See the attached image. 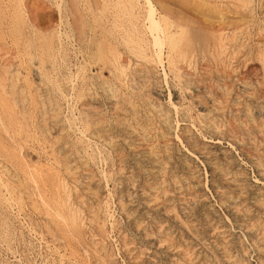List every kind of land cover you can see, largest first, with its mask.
Listing matches in <instances>:
<instances>
[{"label": "rangeland", "instance_id": "374dc122", "mask_svg": "<svg viewBox=\"0 0 264 264\" xmlns=\"http://www.w3.org/2000/svg\"><path fill=\"white\" fill-rule=\"evenodd\" d=\"M36 1V6L35 8H33L34 12L31 14L33 19H35V21H38L39 19H41L40 21L42 22L41 24L44 23V25H37L38 29H42L39 30L42 33V36L44 35L45 37L51 36L53 35V33L55 32L56 29V25L57 24V19H58V13L55 10L52 11L51 13V17H47L48 13H50V11L52 10V8H49V3L46 1L44 3ZM68 1V2H66ZM84 1L85 5H88L91 3V5H93V0H82ZM88 3H87V2ZM163 3L162 4H167L170 10L169 13V19L171 22H169L170 24L167 25V28H169V30L172 31H176L177 30V26L176 23H183V24H187V25H191L193 23V27L195 26V30H196V34L198 35V37L200 36V34H203L202 32L207 31V29L205 28V30L202 29L204 23L202 22H208L207 20H205L201 14H199L197 11H195L194 9L192 10L190 7L187 6V3L185 0H161ZM39 2L44 5L46 8L42 11L41 5L39 4ZM65 3H69L70 0H64ZM168 2V3H167ZM173 3V4H172ZM263 7H264V0L261 1ZM260 3V4H261ZM39 4V5H38ZM260 4H259V10H261L263 7L260 8ZM5 5V6H4ZM178 5V6H177ZM2 6V7H1ZM172 6V7H171ZM40 7V8H39ZM179 7L181 9H179ZM184 7V11L183 10ZM258 7V6H257ZM38 8V10L36 9ZM174 8V9H173ZM186 8V9H185ZM3 9V10H2ZM54 9V8H53ZM190 9V10H189ZM9 10V11H8ZM41 10V11H39ZM179 10V11H178ZM10 11L11 8L9 7V0H0V48H5V49H0V67H2L0 69V94L2 95H6L7 97H11L13 98L14 95L16 96V100H18V102L15 104H10V107L5 106L3 104H1L2 102H0V113L3 117V119L5 121H8V114L9 111L11 110L14 111L15 114V118L16 121L15 123H13V126L11 123H8L11 125V130H13V134L16 138L17 141H19L22 146H23V150L24 147L25 150L23 151V158L26 160H24L25 165L27 166L28 169H34V168H40L42 170L45 169V171L43 172L45 174L46 170L48 171L49 168L51 170V167L54 169H59L58 166H56V164L54 163L52 164H48L52 161V159L54 158V155L51 154V152L48 151V153L46 151H44V149H42V144L43 141L40 139L41 137L39 136V127L43 128L45 127L44 125H49L48 121L50 120V114H52V104L53 103H57L58 107H59V116L61 118V120L64 122V125H67L68 127H65L66 130L60 132L59 134H57V132H54L56 130L50 128L51 134L47 135V139L45 141H47V143H52L54 141V137L57 136V142L61 144V140L63 137V142L62 144H64L65 146V150H64V154L70 160H73L69 163L68 165L70 166L69 169L71 171V173L67 174L65 173L63 170H60V173L63 175L64 177V187L65 189L69 192V194L67 195L68 198L70 199V202L72 203V205H74L77 209L76 214L78 215L77 217V221L74 223V226H70L67 228L66 227H62L61 224L59 222H57L56 220H54V218L52 217V215L54 214L55 208H56V204L54 203L53 199L54 197H57L55 194H58L60 191L61 193L62 190H59L56 186L53 187L50 183L47 184L45 183L44 187L45 188H39V187H34V188H38V190H35L36 192V200H38V203L41 205V208L43 210L44 207H50V211H53V214L51 212V214L49 216H47L45 213L43 212H39L38 210H36L35 208L32 207L31 203L29 202L28 199L23 198L21 200V198H17L16 199V203L17 205L21 208L20 210H17L19 207L17 205H13V211L14 214L12 213H4V209L0 208V217L3 215H8V214H12V216L8 215V222L10 223L9 225V229L5 231V233H3V236H0V241L2 242V244L0 243V264H7V262L9 264H74V262H76L75 264H187V259L190 257L191 261L194 262V264H264V78H262L263 75L261 72V67L259 65L258 62L256 61H252L250 59L246 60V62H244L243 60V56H240L238 50H239V46L235 44V47L233 46L232 42H228L227 44V48L226 50H228V53H235V55H237V57L233 58L232 60H230L227 63L224 64H220L221 67L219 66V70H221L220 74L215 77V79L212 80H203V81H198L196 78V74L200 73V71H202V68H206L208 67V64H213L216 62L215 59H213L212 57V52H215L216 47H213L214 45L211 43L209 44L207 40H201L202 35L199 37L200 40L199 43L196 40L194 47L196 48V51L192 52V55L189 54V56L187 57L188 60L186 62H184V68H185V72H188V74L193 75L194 81L192 83L189 84H180L179 82H175L176 80L174 79L173 75L167 70L166 71L169 75H167L166 78L162 77L163 75V70H159L157 73V77H153L151 78L150 81V85L147 88L148 90V94L150 96V98L152 99V101L155 103V105L157 104V106H160L161 109L164 112H167V117L165 119V123H167L166 126H168L167 128L164 127V125L161 124L160 118H158L157 116L155 118H153V116L157 115L155 114L156 112L152 111L150 109L149 114L152 116V120L155 121L153 122L152 120H150L149 125L147 126L148 129L151 131L150 134H152L153 136V140L151 145H144L141 144L142 142H140L137 138H135V136H132V134L130 132H126L125 130L122 129V127L119 125L118 123V119L117 121L114 120V116L109 117L110 121L106 123L101 122L100 120L97 121V126L99 127V125H103L100 129L102 131H100V133H102V137L105 138V141H102L98 145H94V143L92 144V146L90 147L92 150H96L97 151V158L95 159V161L93 162L91 159L87 160V155L83 154L81 152H79L78 150H81V147L85 146V144L82 141H79L78 138L73 134L74 133V128L75 125H73V119H75V122L79 125V119L80 122L85 123V122H92L94 119V116L92 114V112L90 113L91 109H89V104L87 102V100H90V102L94 101L91 103L92 106H98V111H100V115L103 116L104 113L108 112V110H106V108H104L101 104V96L99 94H102L103 91L101 89H96L97 91V95L95 99H91L90 95L88 94H84L80 97H77V92H76V87H77V83L78 80L76 79L75 82H73V78L71 77V72L74 71V62H75V58L73 55V51H71L70 47L68 44H64L65 47V61L63 62V65L60 63V65L57 63L59 62V60H57L56 63L51 62V58L49 56H51V54H53V50H49L46 49L45 52L47 53H40L38 50H34L33 46H28L27 44V27H25V25L27 24L26 22H28L26 20L22 21L21 19H19L16 24H13L12 21V17L10 16ZM105 11V10H104ZM174 11V12H173ZM36 14L38 15H35ZM47 15L44 16L42 14H46ZM56 12V13H55ZM87 12V10H86ZM183 12V14H181ZM6 13V14H5ZM41 13V14H39ZM83 13H85V11H83ZM98 13V12H97ZM178 13V14H177ZM189 13V14H188ZM99 14H101L99 12ZM8 15V16H7ZM44 16V17H38V16ZM88 15H92L91 12H88ZM172 15V17H171ZM181 15V16H180ZM183 15V16H182ZM194 15V16H193ZM228 16L233 15L231 13H227ZM3 16V17H2ZM34 16V17H33ZM87 16V15H85ZM176 16V17H175ZM5 17V18H4ZM38 19H37V18ZM47 17V18H46ZM57 17V19H56ZM174 17V18H173ZM181 17V18H180ZM191 17V18H188ZM196 17V18H195ZM7 18V19H6ZM44 18V19H43ZM52 18V19H51ZM176 18L178 21H176ZM179 18V19H178ZM185 18V19H184ZM54 19V20H53ZM193 19H196L195 22ZM202 19V20H200ZM204 19V20H203ZM264 19V17H263ZM45 20V21H44ZM56 20V21H55ZM183 20V21H181ZM199 20V21H198ZM215 20V21H213ZM221 19L215 18L213 17L212 21L213 23H219ZM6 21V22H5ZM9 21V22H8ZM44 21V22H43ZM185 21V22H184ZM193 21V22H191ZM202 21V22H201ZM5 22V23H4ZM49 22V23H48ZM51 22V23H50ZM55 22V23H54ZM196 22H199L196 24ZM4 25H2V24ZM8 24V25H7ZM10 24V25H9ZM46 24L48 27H46ZM51 24V25H50ZM203 24V25H202ZM198 25V26H196ZM202 25V26H201ZM8 26V27H7ZM22 26V27H21ZM43 26V27H42ZM45 26V27H44ZM55 27V28H54ZM198 27V28H197ZM2 28V29H1ZM4 28V29H3ZM8 28V29H7ZM201 28V30H200ZM3 30V31H2ZM21 30V31H20ZM22 30H24V32L22 33ZM48 30V31H47ZM58 30V29H57ZM198 31V32H197ZM200 31V33H199ZM4 32V33H3ZM227 34H231V31L226 30ZM4 34V35H3ZM25 34V35H24ZM11 35V36H10ZM4 36V37H3ZM43 36V37H44ZM6 37V38H5ZM11 37V38H10ZM20 37V38H19ZM23 37V38H22ZM17 38V39H16ZM19 38V39H18ZM22 38V39H21ZM54 42L56 43L57 41V34L54 33ZM257 38V36H255V39ZM14 39V40H12ZM254 39V40H255ZM19 40V41H18ZM22 40V42H21ZM26 41V42H25ZM244 42H248L249 44H247V46L245 47L246 49H248L249 45H250V40H243ZM15 42V43H14ZM21 43V44H20ZM231 43V44H230ZM254 43V42H253ZM252 43V44H253ZM5 44V45H4ZM9 44V45H8ZM25 44V45H23ZM51 46H54L51 42H50ZM200 44V45H198ZM203 44V45H202ZM23 45V46H22ZM206 45V46H205ZM9 46V47H8ZM13 46V47H12ZM19 46V48H18ZM27 46V47H26ZM200 46V47H199ZM232 46V47H230ZM234 47V48H233ZM237 47V48H236ZM11 50H10V49ZM26 51H24L23 50ZM67 48V49H66ZM198 48V49H197ZM200 48V49H199ZM203 48V49H202ZM215 48V49H214ZM229 48V49H228ZM236 48V49H235ZM16 49V50H15ZM21 49V50H20ZM54 50H56V47L53 48ZM63 49V48H62ZM8 53H5L7 52ZM32 50V51H31ZM34 50V51H33ZM60 51L58 52H54V55L60 56V54L62 53L61 48L59 49ZM200 50V51H199ZM203 50V51H202ZM12 51V52H11ZM14 51V52H13ZM167 51V48L166 50ZM210 51V53H209ZM212 51V52H211ZM22 52V53H20ZM36 52V53H35ZM60 52V53H59ZM198 52V53H197ZM205 52V53H204ZM5 53V54H4ZM18 53V54H16ZM34 53V54H33ZM68 53L69 57H68ZM200 53V54H199ZM237 53V54H236ZM239 53V54H238ZM39 54V55H38ZM50 54V55H49ZM59 54V55H58ZM216 54V53H214ZM18 55V56H17ZM24 55V56H23ZM33 55V56H32ZM46 55V56H45ZM63 55V53H62ZM71 55V56H70ZM5 56V57H4ZM9 58H8V57ZM24 58H23V57ZM40 56V57H39ZM221 56V55H220ZM240 56V58H239ZM2 57V58H1ZM44 57V58H43ZM204 57V58H203ZM12 58V59H11ZM224 58V57H221ZM220 58V59H221ZM239 58V59H238ZM27 61H26V60ZM29 59V60H28ZM31 59V60H30ZM34 59V60H33ZM38 59V60H37ZM47 59V60H46ZM6 60V61H5ZM9 60V61H8ZM12 60V61H11ZM18 60V61H14ZM25 60V61H24ZM49 60V61H48ZM70 60V61H69ZM207 60V62H206ZM243 60V61H242ZM8 61V62H7ZM29 61V62H28ZM190 61V62H189ZM221 62V60H219ZM242 61V63H241ZM250 61V62H249ZM7 62V64H6ZM25 62V63H24ZM51 62V63H49ZM188 62V63H187ZM194 62V63H192ZM231 62V63H230ZM234 62H236L234 64ZM253 62V63H252ZM257 64H256V63ZM15 63V64H14ZM30 63V64H29ZM47 63V65H46ZM68 64V66L66 67V65ZM72 63V65H71ZM241 66H239L238 65ZM9 64V66H8ZM14 64V66H13ZM21 66H20V65ZM35 64V65H34ZM49 64V65H48ZM53 64V65H52ZM58 64V65H57ZM66 64V65H65ZM234 64V65H233ZM253 64V65H252ZM41 66L42 71L39 72V70L36 68L37 66ZM56 65V66H55ZM198 65V66H196ZM204 65V66H203ZM257 65V66H256ZM20 66V67H19ZM63 66V68H62ZM192 66V67H191ZM238 66V67H237ZM9 67V68H8ZM18 67V68H16ZM25 67V68H24ZM33 67V68H31ZM46 67V68H44ZM250 67V68H249ZM255 67V68H254ZM4 68V69H3ZM11 68V69H10ZM60 68V69H59ZM62 68V70H61ZM189 68V69H188ZM192 68V69H191ZM194 68V69H193ZM240 68V69H239ZM246 70H245V69ZM18 69V70H16ZM27 69V70H25ZM35 69V71L33 70ZM37 69V70H36ZM60 71H58V70ZM68 69V70H67ZM254 69V70H253ZM255 69H258V72L260 73V75H257L255 72ZM7 70V71H6ZM10 70V71H9ZM21 70V71H20ZM50 70V71H49ZM56 70V71H55ZM232 70V71H231ZM236 70V71H235ZM240 72H238V71ZM253 70V71H252ZM20 73H19V72ZM28 71V72H27ZM37 71V72H36ZM47 71V72H46ZM49 71V72H48ZM55 71V72H54ZM66 71V72H64ZM198 71V72H197ZM251 71V72H250ZM23 72V73H22ZM29 73V74H25V73ZM51 72V75H50ZM57 72V73H56ZM62 72V73H61ZM70 72V73H68ZM225 72V73H224ZM237 72V73H236ZM9 73V74H8ZM15 73V74H14ZM35 73V74H34ZM41 73V74H39ZM43 73V75H42ZM67 73L66 78L63 77V74ZM236 76H235V74ZM248 73V74H247ZM251 73V75L249 76V74ZM253 73H255L253 75ZM23 74V75H22ZM37 74V75H36ZM59 74V75H58ZM238 74V75H237ZM241 74V75H240ZM39 75V76H38ZM55 75V76H54ZM225 75V76H224ZM231 75V76H230ZM234 75V76H233ZM239 75L241 77H239ZM5 76V77H4ZM12 76V77H11ZM21 79H18L20 78ZM38 76V77H37ZM58 76V77H56ZM69 76L72 78L70 80ZM104 76H107V73H104ZM160 76V77H159ZM247 76V77H245ZM252 76V77H251ZM259 76V77H258ZM24 77V78H23ZM39 78V80L37 78ZM47 77V78H46ZM49 77V78H48ZM61 77V78H59ZM170 77V78H169ZM225 77V78H224ZM246 78V80H244L243 78ZM264 77V76H263ZM2 78V79H1ZM4 78V79H3ZM10 78V79H9ZM42 78V79H41ZM55 78V79H54ZM64 78V79H63ZM157 78V79H155ZM161 78V79H160ZM169 78V79H168ZM239 78V80H238ZM249 78V79H248ZM13 82H12V80ZM19 83H18V80ZM46 79V80H45ZM51 79V80H50ZM61 79V80H60ZM165 79V80H164ZM174 79V80H172ZM231 81H228V80ZM235 79V80H234ZM259 79V80H258ZM16 80V82H15ZM60 80V81H59ZM70 80V81H69ZM156 80V81H155ZM162 80V82H161ZM167 80V81H166ZM169 80V81H168ZM237 80V81H236ZM244 80V81H243ZM250 82H249V81ZM254 80V82H253ZM2 81V82H1ZM8 81V82H7ZM24 81V83H23ZM32 81V82H31ZM55 81V82H54ZM59 81V82H58ZM62 81V83H60ZM68 81V82H67ZM158 81L160 83H158ZM171 81V82H170ZM174 81V82H173ZM214 81V82H213ZM216 81V82H215ZM239 81V82H238ZM242 81V83H241ZM258 81V83H257ZM261 81L263 84H261ZM7 82V84H6ZM28 82V83H27ZM48 84V86L46 85V83ZM67 84H66V83ZM166 82V84H165ZM211 82H213L211 84ZM218 82H220L218 84ZM260 82V84H259ZM15 83H17V88L15 87L12 91V85ZM31 83V84H30ZM34 83V85H33ZM40 83V84H39ZM45 83V84H44ZM59 84L61 86V88L63 89L64 94L67 95L64 97V99H62V97L58 94V92L55 90L54 85ZM72 83L74 85H72ZM171 83V84H170ZM232 83V85L230 84ZM247 83V84H246ZM253 83V85H252ZM24 84V85H23ZM70 84V85H69ZM152 84V85H151ZM164 84V85H163ZM173 84V85H172ZM193 84V85H192ZM238 84V85H237ZM245 84V85H244ZM253 86H251V85ZM8 85V86H6ZM19 85V86H18ZM25 86L24 92H27L26 94H24V96L26 97V101L24 104L21 105V101L20 98L21 94L20 93V88L21 86ZM28 85V86H27ZM40 86L38 87H34V86ZM62 85H64V87H62ZM69 85V86H68ZM72 85V86H71ZM81 85V84H80ZM162 85V86H161ZM225 85V86H224ZM240 85V86H239ZM249 85V86H248ZM2 86V87H1ZM32 86V87H31ZM44 86V87H43ZM66 86V89H65ZM75 86V87H73ZM168 86V87H167ZM175 86V87H174ZM180 86V87H179ZM201 88H200V87ZM205 86V87H204ZM216 89H215V87ZM220 86V88H219ZM231 86V87H230ZM233 86V88H232ZM236 86V87H235ZM239 88H238V87ZM50 87V88H49ZM170 87V88H169ZM196 87V88H195ZM199 87V88H198ZM215 89H213V88ZM223 87V88H222ZM235 87V88H234ZM31 88V89H30ZM37 88V90H36ZM44 88V89H43ZM46 88V89H45ZM48 88V89H47ZM156 88V89H155ZM164 88V89H161ZM169 90H168V89ZM177 88V89H176ZM180 88V90H179ZM181 88L183 90H181ZM195 90H194V89ZM226 90H225V89ZM261 88V89H260ZM263 88V89H262ZM18 89V91L16 92V90ZM52 89V90H50ZM186 89V90H185ZM189 89V90H188ZM213 91H212V90ZM220 89V90H218ZM237 90L236 92L234 91ZM242 89V90H241ZM250 89V90H249ZM254 91H251V90ZM257 89V90H256ZM30 90V91H28ZM55 90V91H54ZM95 89L91 90L92 92H94ZM191 90V91H190ZM200 90V91H199ZM209 90V91H208ZM223 90V91H222ZM256 90V91H255ZM49 91V92H48ZM69 91V92H68ZM72 91V92H71ZM151 93H150V92ZM166 91V92H165ZM177 91V92H176ZM180 91V92H179ZM228 91V92H227ZM242 91V92H241ZM258 91V92H257ZM262 93H261V92ZM5 92V93H4ZM8 92V93H7ZM43 94H42V93ZM57 92V93H56ZM76 92V93H75ZM158 92V93H157ZM173 92H175L173 94ZM219 92V94H218ZM231 92V93H230ZM246 92V93H245ZM254 92V93H253ZM261 94H260V93ZM36 93V94H35ZM39 93L42 95H39ZM69 93H73V95H69ZM178 93V94H177ZM230 93V94H229ZM240 93V94H239ZM249 93V94H247ZM251 93V94H250ZM19 94V95H18ZM32 94V95H31ZM50 94V95H49ZM54 94V95H51ZM58 94V95H57ZM156 94V96H155ZM188 94V95H187ZM227 94V95H226ZM229 94V95H228ZM246 94V95H245ZM254 94V96H253ZM34 95V96H33ZM57 95V96H56ZM152 95V97H151ZM182 95V96H181ZM192 95V96H191ZM195 95V96H193ZM200 95V96H199ZM202 95V96H201ZM206 95V96H205ZM234 95V96H233ZM257 95V97H256ZM261 95H263L261 97ZM31 96V97H30ZM33 96V97H32ZM37 96V97H36ZM60 100H58L56 97ZM103 96V95H102ZM163 96V97H162ZM168 96H170L168 98ZM181 96V97H180ZM246 96V97H245ZM262 98H260V97ZM48 97L52 98L51 101H48ZM83 97V98H82ZM98 97V98H97ZM161 97V98H160ZM213 97V98H212ZM215 97V98H214ZM225 97L227 99H225ZM229 97V98H228ZM235 97V99H234ZM243 97H245V99H243ZM28 98V100H27ZM32 98V99H31ZM36 98V100L38 101H34V99ZM42 98V99H41ZM76 98V99H75ZM79 98V99H78ZM88 98V99H87ZM187 98V99H186ZM206 98V99H205ZM212 98V100H210ZM255 98H257V100H255ZM31 99V100H30ZM40 99V100H39ZM44 99V101H42ZM55 99V100H54ZM68 99V100H67ZM72 99V100H71ZM82 99V100H81ZM99 99V100H98ZM161 99V100H160ZM180 99V100H179ZM203 99V100H201ZM216 99V100H215ZM229 99V101H228ZM239 99V100H238ZM67 102H66V101ZM92 100V101H91ZM170 101L173 102L174 100V104H176L177 109H172V110H168L167 108V103ZM183 100V101H182ZM193 101L192 103H190L191 101ZM195 100V101H194ZM198 100L200 102H198ZM221 100V101H220ZM231 100V102H230ZM262 100V101H261ZM32 101H34L32 103ZM58 101V102H56ZM69 101H71L69 103ZM77 101V102H76ZM83 101V102H82ZM86 101V103H85ZM178 101V104H177ZM205 101V102H203ZM229 103H227V102ZM249 103H247V102ZM46 102V103H45ZM50 102V103H49ZM60 102V103H59ZM75 106H74V104ZM166 102V103H165ZM182 102V103H179ZM186 102V103H185ZM203 102V103H202ZM222 102V103H221ZM238 104H237V103ZM240 102V103H239ZM251 102V103H250ZM253 102V103H252ZM28 103V104H27ZM40 103V104H39ZM45 103V105L43 104ZM50 105H49V104ZM77 103V104H76ZM88 106H86L85 104ZM161 103V104H160ZM189 103V105L187 104ZM197 103V104H196ZM212 103L214 106H212ZM227 103V104H226ZM243 105H242V104ZM261 103V105H259ZM60 104V106H59ZM65 104V105H64ZM71 106L73 107H70ZM163 104V105H162ZM183 104V105H181ZM203 104V106H202ZM209 105V107L207 105ZM230 104V105H229ZM233 104V105H231ZM256 106L254 107L253 105ZM18 105V106H17ZM21 105V107L23 108L22 110H26L27 111V116L26 118L21 114V112H19L18 107ZM28 105V106H27ZM30 105V106H29ZM33 105V106H31ZM67 105V106H66ZM85 105V106H82ZM166 105V106H165ZM186 105V106H184ZM197 105L200 107L201 111ZM230 108H229V106ZM237 105V106H236ZM242 105V106H241ZM38 106V107H37ZM137 106H139V104H137ZM181 106V107H180ZM206 106V107H205ZM228 106V107H227ZM239 106V107H238ZM3 107V108H2ZM21 107L19 109H21ZM31 110H29V108ZM37 107V108H35ZM40 107V109H39ZM62 107V109H61ZM67 107V109H66ZM78 107V108H76ZM87 107V108H86ZM102 107V108H101ZM142 107V106H141ZM192 107V108H191ZM234 107V109H233ZM243 107V108H241ZM252 107V108H251ZM36 110H35V109ZM76 108V109H74ZM82 108V109H81ZM104 108V109H103ZM186 108L187 111H184ZM189 108V109H188ZM228 108V109H227ZM239 108V109H238ZM262 108V109H261ZM34 111H33V110ZM41 109L43 111H41ZM47 109V110H46ZM70 109V110H69ZM81 109V111H80ZM86 111H85V110ZM89 111H88V110ZM102 109V110H101ZM198 109V110H197ZM210 109V110H209ZM226 109V111H225ZM233 109V113H231V110ZM251 109V110H248ZM260 109V110H258ZM61 110V111H60ZM63 110V112H62ZM66 112H65V111ZM73 110V111H72ZM77 110V111H76ZM168 110V111H167ZM180 110V111H178ZM210 112H209V111ZM212 110V111H211ZM240 110V111H238ZM246 112V113H244ZM6 111V112H5ZM25 111V112H26ZM30 111V112H29ZM40 111V112H39ZM71 111V112H70ZM147 111V112H148ZM176 111V112H174ZM206 111V112H205ZM208 111V112H207ZM225 111V112H224ZM258 111V112H257ZM19 112V113H18ZM29 112V113H28ZM35 112V113H34ZM48 112V113H47ZM79 112H82L81 115ZM88 112V113H87ZM103 112V113H102ZM172 112V113H171ZM186 112V113H185ZM190 112V113H189ZM197 112V113H196ZM213 112V113H212ZM215 112V114H214ZM250 112V114H249ZM253 112V113H252ZM71 113V115H70ZM78 113V114H77ZM109 115L111 114L110 112H108ZM204 115H202V114ZM49 114V115H48ZM75 116H74V115ZM154 114V115H153ZM175 114L177 116H175ZM190 114V115H189ZM197 114V115H196ZM201 114V115H200ZM213 114V115H212ZM219 114V115H218ZM231 114V115H230ZM246 114V117L245 115ZM22 115V116H21ZM35 115V117H34ZM42 115V116H41ZM64 115H68L65 119ZM77 115V116H76ZM173 118H172V116ZM221 115V117H220ZM255 117H254V116ZM262 115V116H261ZM70 116V117H69ZM74 116V117H73ZM85 116V117H84ZM92 116V117H89ZM191 116V117H190ZM229 116V117H228ZM37 117V118H36ZM48 117V120H47ZM77 117V118H76ZM81 117V118H80ZM170 117V118H169ZM189 117V118H186ZM200 117V118H199ZM211 117V118H210ZM226 117V118H225ZM231 117V118H230ZM238 119V124L237 122ZM25 120H23V119ZM105 118H107V114L105 115ZM232 120V122L229 120ZM256 121H255V119ZM85 119V120H83ZM171 119V120H170ZM202 119V121H201ZM221 119V120H220ZM224 119V120H223ZM33 120H35V124L33 123ZM45 120L47 122H45ZM68 120V121H67ZM82 120V121H81ZM90 120V121H89ZM167 120V121H166ZM175 120V121H174ZM178 120V121H177ZM188 120V121H187ZM204 120L206 121L204 124ZM234 120V121H233ZM242 120V121H241ZM250 120V121H247ZM160 121V122H159ZM170 121V122H169ZM172 121V122H171ZM183 121V122H182ZM187 121V122H186ZM193 121V123L191 124V122ZM209 121V122H208ZM215 121V122H214ZM226 121V123H225ZM261 121V122H260ZM27 122V123H26ZM29 122V123H28ZM38 122V123H37ZM69 122V125L68 123ZM117 124H116V123ZM186 122V124H185ZM190 122V123H189ZM229 122V124H228ZM236 122V123H235ZM24 123V124H23ZM45 123V124H44ZM47 123V124H46ZM71 123V124H70ZM173 123V124H172ZM182 123H184L185 125H183L182 127ZM221 123V125H220ZM248 123V124H247ZM252 123V125H251ZM30 124V128L29 125ZM112 124V125H111ZM117 126L115 128V125ZM146 124V122H145ZM158 124L160 126H158ZM176 124V125H175ZM211 124V125H210ZM235 124V125H234ZM26 125V126H25ZM32 125V126H31ZM38 125V126H36ZM89 125V124H88ZM105 125V126H104ZM206 125V127H205ZM236 125L240 126L239 128L237 127L236 129ZM251 125V126H250ZM114 128H113V127ZM177 126V127H176ZM197 126V127H195ZM199 126V127H198ZM204 126V127H203ZM223 126H227V127H223ZM235 126V127H233ZM254 126V127H253ZM24 127V129H23ZM35 127V128H34ZM71 127V128H70ZM109 127V128H108ZM120 127V128H119ZM151 127V128H150ZM158 127V128H157ZM164 127V128H163ZM172 127V128H171ZM186 127V129H185ZM215 127V128H214ZM250 127V128H249ZM73 128V130H72ZM91 129V125H89V127ZM100 128V127H99ZM156 128V129H155ZM162 128V129H161ZM174 128V130H173ZM243 128V129H242ZM245 128V129H244ZM260 128V129H259ZM30 129V130H29ZM44 129V128H43ZM68 129V130H67ZM111 129V131L109 130ZM113 129V131H112ZM115 129V130H114ZM121 129V130H120ZM161 129V130H160ZM163 129L165 131H163ZM181 129H184L183 131H181ZM193 129V132H192ZM201 129V130H199ZM209 129V130H207ZM241 131H240V130ZM262 129V130H261ZM23 130V131H22ZM27 130V131H26ZM37 130V131H36ZM71 133H70V131ZM107 130V131H106ZM117 130V131H116ZM168 130V131H167ZM170 130L172 133H170ZM186 130V131H185ZM253 130V131H252ZM262 132H261V131ZM29 131V132H28ZM31 131V132H30ZM68 133H67V132ZM110 131V132H109ZM119 131V132H118ZM199 131V132H198ZM208 131V132H207ZM237 131V132H236ZM239 131V132H238ZM244 131V133H242ZM258 131V132H256ZM37 132V133H36ZM63 132H66V136ZM115 132V133H114ZM125 132V133H124ZM180 137V140L178 139L177 135ZM202 132V133H201ZM207 132V134L205 133ZM216 132V133H215ZM224 132V133H223ZM251 132V133H250ZM30 133V134H29ZM32 133V134H31ZM56 133V134H54ZM109 133V134H108ZM114 133V134H113ZM122 133V134H119ZM127 133V134H126ZM165 133V134H164ZM209 133V134H208ZM228 133V134H227ZM262 133V134H261ZM28 134V135H27ZM70 134V135H69ZM105 134V135H104ZM112 134V135H111ZM124 134V136H123ZM173 134V135H172ZM184 134V135H183ZM190 136H189V135ZM202 134V135H201ZM214 134V135H213ZM215 134H217V137ZM224 134V135H223ZM236 134V135H235ZM257 134V135H256ZM262 136H261V135ZM30 135V136H29ZM36 135V136H35ZM53 137H51V136ZM64 135V136H63ZM72 135V136H71ZM76 137L75 139L74 136ZM109 135V136H108ZM115 135V136H114ZM121 137H120V136ZM160 135V136H159ZM168 135V136H167ZM176 135V136H175ZM198 135V136H197ZM201 135V136H199ZM205 135V136H204ZM231 137H230V136ZM235 135V136H234ZM238 135V136H237ZM244 135V136H243ZM260 135V136H259ZM27 136V137H26ZM155 136V137H154ZM185 136V137H183ZM187 136V137H186ZM223 136V137H222ZM242 136V137H241ZM30 137V139H29ZM34 137L36 138L34 140ZM49 137V138H48ZM65 137V138H64ZM71 137V138H70ZM116 137V138H115ZM124 137V138H123ZM167 137V139H165ZM169 137V138H168ZM196 137V138H195ZM217 137V138H216ZM244 137V138H243ZM257 137V138H255ZM262 137V139H261ZM53 138V139H52ZM107 138V139H106ZM123 138V139H122ZM190 138V139H188ZM222 138V139H220ZM224 138V139H223ZM236 138V139H235ZM242 138V139H241ZM33 139V140H31ZM72 139V140H71ZM120 141H119V140ZM135 139V140H134ZM172 139V140H170ZM200 140V142L203 140V142H199L197 141ZM219 139V140H217ZM228 143H227V140ZM234 139V141H233ZM240 139V140H239ZM252 139V140H251ZM29 140V141H28ZM40 140V141H38ZM51 140V141H50ZM67 140V143H66ZM71 140V141H70ZM164 140V141H163ZM168 140V141H167ZM186 140V141H185ZM188 140V141H187ZM206 140V141H205ZM214 140V141H213ZM221 140V141H220ZM226 140V141H225ZM262 140V141H261ZM31 141H34V143L32 144ZM60 141V142H59ZM65 141V142H64ZM78 141V142H77ZM129 141V142H127ZM131 141V142H130ZM197 141V143H196ZM231 141V142H229ZM247 142V144H244ZM246 141V142H245ZM254 141V142H253ZM256 141V142H255ZM30 142V144H29ZM39 142V143H38ZM70 142V143H69ZM72 142V143H71ZM127 142V143H126ZM160 142V143H159ZM187 142V143H186ZM193 142V145L192 143ZM239 142V144H238ZM80 143V145H79ZM114 143H116L114 145ZM120 143V146L119 144ZM167 143H170L167 144ZM186 143V144H185ZM213 144V145H210ZM216 143V144H215ZM219 143V144H218ZM261 143V144H260ZM24 144V145H23ZM29 144V145H27ZM36 144V145H35ZM41 144L39 147L38 145ZM70 144V145H69ZM75 144V145H74ZM177 144V145H176ZM183 144V145H182ZM198 144V145H197ZM204 146H202V145ZM223 146H222V145ZM230 144V145H229ZM231 144L233 145L231 147ZM241 144V145H240ZM73 145V147H72ZM101 145V146H100ZM105 145V146H104ZM111 145V147H110ZM122 145V147H121ZM133 145V146H132ZM139 145V146H138ZM180 145V146H179ZM215 145V146H214ZM236 145V146H235ZM238 145V146H237ZM255 145V147H254ZM259 145V146H258ZM76 146V147H75ZM103 147L100 148V147ZM115 146V147H114ZM137 146V147H134ZM153 146V147H152ZM156 146V147H155ZM213 146V147H212ZM217 146V147H216ZM221 146V147H220ZM235 146V147H234ZM30 147V148H28ZM33 147V149H32ZM68 147V148H67ZM120 147V148H119ZM127 147V148H125ZM155 147V149H154ZM169 147V148H168ZM178 147V148H176ZM192 147V148H189ZM219 147V148H218ZM224 147V148H223ZM252 147V148H251ZM67 148V149H66ZM83 148V147H82ZM107 148V149H106ZM130 148V149H129ZM132 148V149H131ZM142 148V149H141ZM157 148V149H156ZM165 148V149H164ZM172 148V149H171ZM207 148V150H206ZM226 148H228L226 150ZM236 148V149H235ZM238 148V149H237ZM259 148V150H258ZM35 149V150H34ZM42 152H41V150ZM69 149V150H68ZM73 149V150H72ZM91 149H87V150H91ZM99 149V150H98ZM110 149V151H109ZM116 149V151H114ZM140 149V150H138ZM145 149V150H143ZM168 149V150H167ZM214 149V150H212ZM217 149V150H216ZM219 149V150H218ZM225 151H224V150ZM255 149V150H254ZM30 152H29V151ZM32 150V151H31ZM37 150V151H36ZM40 150V151H39ZM122 150V151H121ZM124 150V151H123ZM149 150H153L156 154V156H158L163 162H165V172H160L158 173L157 171L154 173V171L157 168H153L148 166L147 164L144 163V160L142 158H146L148 155ZM182 152H181V151ZM184 150V151H183ZM232 150V151H231ZM263 150V151H261ZM1 151V149H0ZM67 151V152H66ZM74 151V152H73ZM78 151V152H77ZM103 151V152H102ZM108 151V152H107ZM130 151V152H129ZM134 151V152H132ZM176 151V152H175ZM198 151V152H197ZM219 151V152H218ZM222 151V152H221ZM236 151V152H235ZM243 151V153H242ZM25 152V153H24ZM32 152V153H31ZM34 152V153H33ZM102 152V153H101ZM106 152V153H105ZM147 152V153H146ZM188 152V154H187ZM194 152V153H192ZM212 152V153H210ZM218 152V154H217ZM28 153V154H26ZM38 153V154H37ZM42 153V154H41ZM50 153V154H49ZM74 153V154H73ZM78 153V154H77ZM111 153V154H110ZM174 153V154H173ZM185 153V154H184ZM206 153V157L204 156V154ZM228 153V154H227ZM232 153V154H229ZM242 153V156L240 155ZM35 154V155H33ZM41 156H40V155ZM102 154V155H101ZM104 154V157H103ZM107 154V155H106ZM165 154V156H164ZM167 154H169L167 156ZM210 156H209V155ZM221 154V155H220ZM43 155V156H42ZM51 155V156H49ZM111 155V157L109 156ZM127 155V156H126ZM129 155V156H128ZM144 155V156H143ZM162 155V156H161ZM191 155V156H190ZM219 155V156H218ZM236 155V156H235ZM239 155V156H238ZM255 155V156H254ZM29 156V157H28ZM36 156V157H35ZM39 156V157H38ZM49 156V157H48ZM73 156V158H72ZM77 156V157H76ZM80 156V157H79ZM85 156V157H84ZM100 156V157H99ZM171 156V157H170ZM179 156V158L177 157ZM186 156V157H185ZM189 156V157H188ZM198 156V157H197ZM202 156V157H200ZM209 156V157H208ZM227 158H226V157ZM231 156V157H230ZM241 156V157H240ZM245 156V157H244ZM32 157V158H31ZM46 157V158H44ZM59 157V156H58ZM59 160H62V155H60V158H58ZM76 157V158H74ZM110 157V158H109ZM130 157V158H128ZM132 157V158H131ZM173 157V158H172ZM174 157H176L174 159ZM192 157V158H191ZM236 157V158H235ZM38 158V159H37ZM50 158V160L47 162V160ZM82 158V159H81ZM86 158V159H85ZM100 158V159H99ZM103 158V159H102ZM114 158V161L113 159ZM116 158V159H115ZM137 158V159H136ZM202 158V162L201 159ZM213 158V159H211ZM221 158V159H220ZM238 158V160H237ZM242 158V161H241ZM248 158V160H247ZM258 158V159H257ZM36 159V160H35ZM45 162H44V160ZM123 159V160H122ZM126 159V160H125ZM136 159V160H135ZM139 159V160H138ZM174 161H173V160ZM181 159V160H180ZM193 159V161H191ZM208 159V160H207ZM218 159V162H217ZM235 159V160H234ZM255 159V160H254ZM76 160V161H75ZM109 160V161H108ZM171 160V161H170ZM178 162H177V161ZM189 160V161H187ZM211 160V161H209ZM222 162H221V161ZM225 160V161H224ZM233 160V162H232ZM245 160V162H244ZM247 160V161H246ZM257 160V161H256ZM29 161V162H28ZM36 161L38 162V164L36 163ZM41 161V162H40ZM83 161V163H82ZM103 161H106L105 163ZM126 161V162H125ZM128 161V162H127ZM131 161V162H130ZM135 161V162H133ZM139 161L140 164H139ZM205 161V162H204ZM239 161V162H238ZM28 162V164H26ZM43 162V163H42ZM89 162V163H87ZM102 162V165L101 163ZM117 163L116 165H114L113 163ZM125 162V163H123ZM172 162V163H171ZM209 164H207V163ZM210 162V163H209ZM238 162V163H237ZM258 162L260 164H258ZM10 163V162H9ZM15 161H13V163L11 162V166H15L14 165ZM76 163V164H75ZM79 163V165H77ZM94 163V165L92 164ZM97 163V165H96ZM109 163V164H108ZM128 163V165H127ZM130 163V164H129ZM143 163V164H141ZM177 163V164H176ZM184 163V164H183ZM236 163V164H235ZM255 163V164H254ZM33 164V165H32ZM43 166H42V165ZM71 164V165H70ZM126 164V165H125ZM139 164V165H138ZM181 164V165H180ZM198 164V165H197ZM222 166H221V165ZM233 164V165H231ZM31 165V166H30ZM50 165V166H49ZM73 165V167H72ZM113 165V166H112ZM122 165V167H121ZM124 165V166H123ZM144 165V166H143ZM146 165V166H145ZM177 165V170L175 169ZM179 165V166H178ZM218 165V166H217ZM262 165V166H261ZM42 166V167H41ZM46 166V168H45ZM94 166V167H93ZM117 166V167H116ZM134 168H133V167ZM147 167V170H144L143 167ZM167 166V167H166ZM171 169H170V167ZM194 166V167H192ZM208 166V167H206ZM234 166V167H233ZM237 166V167H236ZM239 166V167H238ZM246 166V167H243ZM255 166V167H254ZM72 167V168H71ZM100 167V168H99ZM121 167V168H120ZM124 167V168H123ZM130 167V168H128ZM149 167V168H148ZM186 167V168H184ZM202 168L200 170V168ZM212 167V168H211ZM232 167V168H231ZM249 167V168H248ZM15 168V167H14ZM81 168V169H80ZM93 168V169H91ZM95 168V170H94ZM133 168V169H132ZM167 168V169H166ZM182 168V169H180ZM208 168V169H206ZM224 168V169H223ZM239 168V170L237 171V169ZM244 168V169H243ZM248 170H247V169ZM80 169V170H79ZM123 169V170H122ZM126 169V170H125ZM141 169V170H139ZM199 169V170H198ZM260 169V170H258ZM92 170V173H91ZM102 170V171H101ZM112 170V171H111ZM191 170V171H190ZM207 172H206V171ZM212 170V171H211ZM221 170V171H220ZM229 170H232L229 172ZM241 170V171H240ZM73 171V172H72ZM81 171V173H80ZM90 171V172H89ZM101 173H99V172ZM121 171V172H120ZM144 171V172H143ZM169 171V172H168ZM174 171V172H173ZM181 171V172H180ZM197 171V172H196ZM243 171V172H242ZM98 172V173H97ZM105 172V173H104ZM109 172V173H108ZM124 172V173H123ZM127 172V173H126ZM196 172V174H195ZM211 172V173H210ZM217 172V173H215ZM75 176H77L75 179H73V177L71 175L73 174ZM87 173L92 174L91 178L87 177ZM116 173V174H115ZM122 173V174H121ZM142 173V175L140 174ZM186 173V174H185ZM202 173V174H201ZM78 174V175H77ZM82 174V176H81ZM96 174V176H94ZM106 174V175H105ZM134 174V176H133ZM139 174V176H138ZM148 174V176L146 175ZM169 174V175H168ZM172 174V175H171ZM231 174V175H230ZM106 177H104V176ZM117 175V176H116ZM119 175V176H118ZM124 175V176H122ZM137 175V177H136ZM146 175V176H145ZM153 176L151 178V176ZM178 175V176H177ZM198 175V176H197ZM213 178H212V176ZM222 175V176H221ZM79 176V177H78ZM122 176V177H121ZM141 176V177H140ZM158 176V178L156 177ZM172 176V178L170 177ZM186 176V178L184 179V177ZM196 176V178H195ZM216 176V177H215ZM241 176V177H240ZM250 176V177H249ZM260 176V177H259ZM263 176V178H262ZM104 177V178H103ZM124 177V178H123ZM135 177V178H134ZM144 177V178H143ZM156 177V178H155ZM163 177V178H162ZM169 177V178H168ZM174 177V178H173ZM179 177V178H178ZM249 177V178H248ZM253 177V178H251ZM67 178V179H66ZM80 180H78V179ZM99 178V179H98ZM115 178H119V179H115ZM143 178V179H142ZM151 178V179H150ZM189 180H186V179ZM209 178V179H208ZM217 178V179H216ZM220 178V179H219ZM239 180H238V179ZM244 178V181H243ZM108 179V180H107ZM114 179V180H113ZM123 179V180H122ZM128 179V180H126ZM131 179V180H130ZM138 179V180H137ZM150 179V180H149ZM154 179H156L154 181ZM167 179V180H166ZM173 179V180H172ZM181 179V180H180ZM195 179V182L193 181ZM214 179V180H213ZM219 179V181H218ZM237 179V180H236ZM249 179V181H248ZM255 179V180H254ZM262 179V182L261 180ZM70 180V181H69ZM74 180H77L76 182ZM87 180V181H86ZM104 182H103V181ZM109 181V182H106ZM111 180V181H110ZM121 180V181H120ZM133 180V181H132ZM143 180V181H142ZM153 180V181H152ZM166 180V181H165ZM202 180V181H201ZM204 180V183H203ZM210 180V181H209ZM217 180V181H216ZM246 180V181H245ZM257 180V181H256ZM69 181V182H68ZM81 181V182H80ZM84 181V182H82ZM94 181V182H93ZM99 181V182H98ZM113 181V182H112ZM170 181V182H169ZM207 181V182H206ZM229 183H227V182ZM241 181V182H240ZM256 181V183H255ZM86 182V184H85ZM95 184H93V183ZM111 182V183H110ZM120 182L121 185H120ZM127 182V183H125ZM145 184H142V183ZM150 184H149V183ZM155 182V183H152ZM160 182V184L157 183ZM166 182V183H165ZM183 184H182V183ZM218 182V183H217ZM220 182L222 184H220ZM245 182V183H244ZM254 182V183H253ZM259 182V183H258ZM97 186L94 187V185ZM139 185H138V184ZM169 183V184H168ZM189 183V184H188ZM203 183V184H202ZM212 183V184H211ZM233 185H232V184ZM240 183L242 184L240 186ZM244 183V184H243ZM42 184V183H41ZM40 184V185H41ZM71 187H69V185ZM82 184V185H81ZM93 184V185H92ZM104 184V185H102ZM130 184V185H129ZM133 184V185H131ZM156 184V185H155ZM164 184V185H163ZM193 186H192V185ZM209 184V185H208ZM247 184V186L245 185ZM77 185V186H76ZM118 185V186H117ZM125 185V186H124ZM171 187H170V186ZM187 185V186H185ZM201 187H200V186ZM211 185H213L211 187ZM225 185V186H223ZM228 185V186H226ZM263 185V186H262ZM43 186V185H42ZM116 186V187H115ZM140 186V187H139ZM144 186V187H142ZM147 186V187H146ZM152 186V187H151ZM161 186V187H160ZM164 186V187H163ZM166 186V187H165ZM176 186V187H175ZM183 186V187H182ZM190 186V187H189ZM207 186V187H206ZM221 186V187H220ZM80 187V188H79ZM84 189H82V188ZM87 187V188H86ZM92 187V188H91ZM95 189H94V188ZM107 187V188H106ZM114 187V189L112 188ZM123 187V188H122ZM126 187V188H125ZM142 187V188H141ZM149 187V188H148ZM155 187V188H154ZM158 187V188H156ZM169 187V188H168ZM173 187V189H172ZM182 187V188H180ZM198 187V188H197ZM203 187V188H202ZM219 187V188H218ZM229 189H228V188ZM254 187V188H253ZM256 187V188H255ZM263 189H262V188ZM53 188V189H52ZM57 188V190H56ZM73 188V189H72ZM87 190H86V189ZM111 188V189H110ZM117 188V189H115ZM125 188V189H124ZM128 188V189H127ZM133 188V189H132ZM135 188V189H134ZM166 188V189H165ZM176 188V189H175ZM192 188V189H190ZM197 191H196V189ZM200 188V189H199ZM209 188V190H208ZM226 188V189H224ZM253 188V189H252ZM72 191H71V190ZM98 189V190H97ZM100 189V190H99ZM119 189V190H118ZM137 189V190H136ZM139 189V190H138ZM143 189V190H142ZM146 191H145V190ZM161 189V190H159ZM172 192H170L171 190ZM194 189V190H193ZM202 189V190H201ZM205 189V190H204ZM97 191V193L100 196L99 200L100 203L94 199V197L91 195V191ZM108 190V191H107ZM118 190V191H117ZM125 190V191H124ZM135 190V191H134ZM149 190V191H148ZM216 190V191H214ZM219 192H218V191ZM229 190V191H228ZM255 190V192H254ZM257 190V191H256ZM39 191V192H38ZM81 191V192H80ZM100 191V192H99ZM114 191V192H113ZM121 191V192H119ZM154 193H153V192ZM175 191V192H174ZM177 191V193H176ZM184 191V192H183ZM186 191V192H185ZM211 191V192H210ZM214 191V192H213ZM225 191V192H223ZM232 191V192H231ZM250 192L248 194V192ZM57 192V193H56ZM72 192V193H71ZM103 194H102V193ZM118 192V193H116ZM128 192V193H127ZM134 192V193H133ZM152 192V193H151ZM182 194H181V193ZM242 192V193H241ZM253 192V193H251ZM259 192V194H261V196H259V194L257 193ZM82 193V194H81ZM86 193V195H85ZM107 193V194H106ZM114 193V194H113ZM121 193V194H120ZM125 193V194H124ZM133 193V194H132ZM136 193V195H135ZM143 193V194H142ZM151 193V194H150ZM193 193V194H192ZM200 193L202 194V197L200 195ZM215 193V194H214ZM218 193V194H217ZM227 193V194H226ZM47 194V195H46ZM71 194V195H70ZM73 194V195H72ZM106 194V195H105ZM112 194V195H111ZM116 194V195H115ZM145 194V195H144ZM189 194V195H187ZM252 196H251V195ZM263 194V197H262ZM41 195V197H40ZM63 195V194H62ZM77 195V196H76ZM80 195V196H79ZM83 197H82V196ZM85 195V196H84ZM105 195V196H104ZM120 195V196H119ZM138 195V196H137ZM149 195V196H148ZM151 195V196H150ZM176 195V196H175ZM178 195V196H177ZM184 195V196H183ZM204 195V196H203ZM208 195V196H207ZM218 195V197H217ZM224 195V197H223ZM66 196V197H67ZM76 196V197H74ZM79 196V197H78ZM88 196L90 198H88ZM109 196V197H107ZM123 196V197H122ZM127 196V197H126ZM130 196V198H129ZM142 196V198H141ZM145 196V197H144ZM180 196V197H179ZM206 196V197H205ZM210 196V197H209ZM228 196V197H227ZM233 196V197H232ZM247 196V197H246ZM250 196V197H249ZM259 196V197H258ZM72 197V198H71ZM78 197V198H77ZM86 197V198H85ZM136 197V198H133ZM151 197V198H150ZM167 197V198H166ZM175 197V198H174ZM180 199H179V198ZM198 197V198H197ZM200 197V199H199ZM209 197V198H208ZM226 197V198H225ZM245 197V198H244ZM43 200H42V199ZM88 198V199H87ZM108 198V199H107ZM118 198V199H117ZM125 198V200H124ZM149 198V199H147ZM158 198V199H157ZM184 198V199H183ZM208 198V199H207ZM220 198V199H219ZM222 198V199H221ZM236 198V199H235ZM242 198V199H241ZM248 200H247V199ZM259 200H258V199ZM25 199V200H24ZM75 199V200H74ZM79 199V200H77ZM91 199V200H90ZM113 199V200H112ZM136 199V200H135ZM143 199V200H141ZM187 199V200H186ZM214 199V200H213ZM217 199V200H216ZM227 199V200H226ZM230 199V200H228ZM111 200V201H109ZM150 200V201H148ZM153 200V201H152ZM161 200V201H160ZM173 200V201H172ZM223 200V201H222ZM258 200V201H257ZM19 201V203H18ZM25 201V202H24ZM44 203H43V202ZM110 203H109V202ZM136 201V204H135ZM141 201V202H140ZM146 201V202H145ZM183 201V202H182ZM197 201V202H196ZM205 201V202H204ZM212 201V203H211ZM222 201V202H221ZM24 202V203H23ZM75 202V203H74ZM77 202V203H76ZM93 202V203H92ZM105 202V203H104ZM121 202V203H120ZM169 202V203H168ZM174 202V203H173ZM202 207H201V204ZM204 202V203H203ZM216 202V203H215ZM224 202V203H223ZM250 202V203H248ZM261 202V203H260ZM22 203V204H21ZM48 205V206H43V204ZM53 203V204H52ZM74 203V204H73ZM96 203V204H95ZM106 206L104 208V205ZM114 203V205H113ZM123 203V204H122ZM132 205H131V204ZM139 203V204H138ZM173 203V204H171ZM178 203L180 205H178ZM183 203V204H182ZM206 203V205H205ZM218 203V204H217ZM221 203V204H220ZM231 203V204H230ZM247 203V204H246ZM24 204V206H22ZM31 206H30V205ZM78 204L80 206H78ZM89 204V205H87ZM101 204V205H100ZM110 204V205H109ZM122 204V205H121ZM125 204V205H124ZM156 204V205H155ZM197 206H196V205ZM204 204V205H203ZM227 204V205H226ZM84 205V207H83ZM87 205V206H85ZM91 205V206H90ZM103 205V206H102ZM113 205V206H111ZM130 205V207H129ZM135 205V206H134ZM138 205V206H137ZM147 207H146V206ZM192 205V206H191ZM199 205V207H198ZM209 207H208V206ZM220 205V206H219ZM244 207H243V206ZM246 205V206H245ZM52 206V207H51ZM90 206V207H89ZM109 206V207H108ZM111 206V207H110ZM160 206V207H159ZM168 206V207H167ZM173 206V207H172ZM207 206V207H206ZM237 206V207H236ZM252 206V207H250ZM17 207V209H16ZM28 207V208H27ZM53 207H55L53 209ZM92 207L94 209H92ZM101 207V208H100ZM113 207V208H112ZM134 210H133V208ZM138 207V208H137ZM156 207V209H155ZM158 207V208H157ZM176 207V208H175ZM179 207V208H178ZM185 207V208H184ZM194 207L199 211L197 212V210L194 209ZM222 207V208H221ZM246 207H250L249 209ZM15 208V209H14ZM26 210H25V209ZM58 208H60V206H58ZM85 210H84V209ZM86 208L87 211H86ZM91 208V209H90ZM104 208V209H103ZM126 208V209H125ZM137 208V209H135ZM151 208V209H150ZM202 210H201V209ZM218 208V209H217ZM230 208V209H229ZM31 209V211H29ZM120 209V210H119ZM142 209V210H141ZM144 209H146L144 211ZM159 209V212H158ZM161 209H163L161 211ZM177 209V210H176ZM187 209V210H186ZM222 209V210H221ZM258 209V210H256ZM64 208H60L59 211L61 212H65L63 211ZM107 211L106 213L103 211ZM112 212H111V211ZM118 210V212H117ZM133 210V211H131ZM156 210V211H154ZM230 210L233 211L232 213H230ZM252 210V211H251ZM254 210V212H253ZM2 211V212H1ZM19 211V213H18ZM25 213L27 214H24ZM35 215H34V213ZM38 211V212H37ZM45 211V210H44ZM98 211V212H97ZM128 211V212H126ZM130 211V212H129ZM138 213H137V212ZM142 211V212H140ZM170 211V212H169ZM186 211V212H185ZM196 211V212H195ZM205 211V212H204ZM216 211V212H215ZM221 211V213H220ZM228 211V212H227ZM250 211V212H249ZM17 214H16V213ZM86 212V213H85ZM96 212V213H95ZM132 212V213H131ZM144 212V213H143ZM158 212V213H157ZM162 214H161V213ZM178 212V213H177ZM84 213V214H83ZM113 213V214H112ZM118 213V214H117ZM128 213V214H127ZM146 213V214H145ZM157 213V214H156ZM172 213V214H171ZM188 213V214H186ZM201 213V215H200ZM212 213V214H211ZM227 213V216H226ZM235 213V214H234ZM248 213V214H247ZM261 213V214H259ZM3 214V215H2ZM31 214V215H30ZM39 214V215H38ZM81 214V215H80ZM105 214V215H104ZM130 214V215H129ZM140 216H139V215ZM144 214V215H143ZM151 214L152 217H151ZM167 214V215H166ZM169 214V216H168ZM193 214V215H192ZM216 214V215H215ZM233 214V215H232ZM238 217H237V215ZM19 215V216H18ZM28 215V216H27ZM34 215V217L32 216ZM76 215V216H77ZM96 215H100L98 218ZM103 215V217H102ZM124 215V216H123ZM135 215L139 216L138 219L137 217H135ZM166 215V216H165ZM171 215V217H170ZM187 215V216H186ZM191 215V216H190ZM204 217H203V216ZM213 215H215L214 218ZM221 215V216H220ZM231 215V216H230ZM252 215V216H251ZM254 215V216H253ZM261 215V216H259ZM29 218H27V217ZM37 218H36V217ZM51 216V217H50ZM86 216V218H85ZM106 216V217H105ZM114 216V218H113ZM117 218H116V217ZM145 216V217H144ZM193 216V217H192ZM197 216V217H195ZM200 216V217H199ZM256 216V217H255ZM7 217V216H6ZM94 217V219H93ZM114 219H112V218ZM119 217V218H118ZM156 219H155V218ZM158 217V220H157ZM162 217V218H161ZM182 217V218H181ZM203 217V218H202ZM220 217V218H219ZM223 217V219H222ZM228 217V218H227ZM235 217V218H234ZM237 217V218H236ZM252 217V218H251ZM110 218V219H109ZM144 220L139 222L140 219ZM164 218V219H163ZM173 218V219H172ZM187 218V219H186ZM192 218V219H191ZM195 218V219H194ZM211 218V219H210ZM233 218V219H232ZM242 218V219H241ZM244 218V219H243ZM251 218V220H250ZM254 218V219H253ZM260 218V219H259ZM20 219V220H19ZM24 219V221H23ZM45 219V220H44ZM91 219V220H90ZM102 219H105L107 221H103ZM125 219V220H124ZM131 219V220H130ZM148 219V220H147ZM150 219V220H149ZM164 221H163V220ZM170 219V220H169ZM203 219V220H201ZM206 221H205V220ZM238 219V220H237ZM240 219V220H239ZM17 220V221H16ZM22 220V221H21ZM47 220V221H46ZM50 220V223L48 222ZM88 220V221H87ZM90 220V221H89ZM111 220V221H110ZM117 220V222H115ZM132 220L134 222H132ZM173 220V222H172ZM176 220V221H175ZM208 220V221H207ZM216 220V221H215ZM12 221V222H11ZM40 221V222H39ZM92 221V222H91ZM113 221V222H112ZM228 223V224H226ZM232 224H231V222ZM240 221V222H239ZM260 221V222H259ZM14 222V223H13ZM18 222V224H17ZM26 222V223H25ZM33 222V223H32ZM79 222V223H78ZM86 222V223H85ZM107 222V223H106ZM111 222V223H110ZM119 222V223H118ZM129 222V223H128ZM151 222V223H149ZM167 222V223H166ZM203 222V223H202ZM244 222V223H243ZM254 222V223H253ZM25 223V224H24ZM28 223V224H27ZM37 223L39 224V226H41L40 228L38 227ZM42 223V225H41ZM127 223V224H126ZM140 223V225H138ZM148 223V224H147ZM170 225H169V224ZM172 223V224H171ZM179 225H178V224ZM199 225H197V224ZM225 225H224V224ZM79 224V225H78ZM103 224V225H102ZM110 224V225H109ZM117 224V225H116ZM123 224V225H122ZM135 224V226L133 225ZM144 224V226L142 225ZM187 224V226H186ZM214 224V225H213ZM223 224V225H222ZM241 224V225H240ZM249 224V225H248ZM13 227H12V226ZM28 225V226H26ZM33 227H32V226ZM50 229L48 232V228H46V226ZM51 225V226H50ZM89 225H91L90 228ZM113 225V227L111 228V226ZM116 225V226H115ZM151 225V226H150ZM173 225V226H172ZM196 225V226H195ZM228 225V226H227ZM232 225V226H231ZM254 225V226H253ZM11 226V227H10ZM21 226V227H20ZM23 226V227H22ZM38 228H37V227ZM76 226V227H75ZM108 229H107V227ZM134 226V227H133ZM157 226V227H156ZM169 226H172L171 228ZM226 226V227H225ZM244 226V227H243ZM18 227V229H17ZM27 227V228H26ZM52 227V228H51ZM80 227V228H79ZM85 227V228H84ZM117 227V228H116ZM127 227V228H125ZM179 227V228H178ZM182 227V228H181ZM198 227V230H197ZM202 227V228H201ZM205 227V228H203ZM21 228V229H19ZM30 230H29V229ZM32 228H34L33 231ZM46 228V229H45ZM70 228V229H69ZM72 228V229H71ZM77 228V229H76ZM89 228V229H88ZM95 228V229H94ZM98 228V229H97ZM103 228V229H101ZM124 228V229H123ZM174 228V229H173ZM251 228V229H250ZM13 229V230H12ZM55 231H54V230ZM81 229V230H80ZM107 231H106V230ZM122 229V230H121ZM140 229V231H139ZM147 229V230H146ZM155 229V230H154ZM174 231H173V230ZM230 229V231H229ZM241 229V231H240ZM259 229V230H258ZM20 230V231H19ZM39 230V231H38ZM60 230V231H59ZM68 230V231H67ZM73 230V231H70ZM77 230V231H75ZM97 232H95V231ZM102 230V231H101ZM125 230V232H124ZM176 230H179L176 232ZM182 230V232H181ZM185 230V231H184ZM251 232H250V231ZM8 231V232H7ZM15 231V233H14ZM37 231V232H36ZM42 231V233H41ZM65 231V232H64ZM67 231V232H66ZM82 231V232H81ZM115 231V232H113ZM120 231V232H119ZM130 231V232H129ZM137 233H136V232ZM141 231L143 233H141ZM189 231V232H188ZM198 231V232H197ZM200 231V233H199ZM202 231V232H201ZM204 231V232H203ZM23 232V233H22ZM25 232V233H24ZM29 232V233H28ZM34 232V235H31ZM40 232V233H39ZM54 232V233H53ZM57 232V233H56ZM71 232H73L74 234H71ZM79 232V233H78ZM82 234H81V233ZM85 232V233H83ZM109 232V233H107ZM113 232V233H112ZM122 232V233H121ZM129 232V233H128ZM131 232L133 234H131ZM139 232V233H138ZM180 232V233H179ZM187 232V233H186ZM231 232V233H230ZM243 232V233H242ZM12 233V234H11ZM16 235H14V234ZM59 233V234H58ZM64 233V234H63ZM121 233V234H120ZM126 233V234H125ZM203 233V234H202ZM236 233V234H235ZM256 235H254V234ZM260 235H258V234ZM6 234V235H5ZM19 234V235H18ZM21 234V235H20ZM23 234V235H22ZM41 234V235H40ZM56 234V235H55ZM66 234V235H65ZM107 234V235H106ZM112 234V235H111ZM114 234V235H113ZM124 234V235H123ZM131 236H130V235ZM139 234V235H138ZM155 234V235H154ZM170 234V235H169ZM175 234L178 236H175ZM184 234V235H183ZM202 234V235H201ZM204 234L206 236H204ZM213 236H212V235ZM215 234V235H214ZM247 234V235H246ZM253 234V236H252ZM8 235V236H7ZM13 235V237H12ZM18 235V236H17ZM37 237H36V236ZM73 235V236H72ZM81 236V237H78ZM97 235V236H96ZM98 235H100L98 237ZM110 235V236H109ZM187 235V237L185 236ZM198 235V236H196ZM30 236V238H29ZM35 236V237H34ZM42 239H41V237ZM48 238H47V237ZM61 236H66L65 238L63 237L61 239ZM70 236V238H69ZM94 236V237H92ZM122 238H121V237ZM143 236V237H142ZM184 236V237H183ZM210 239H209V237ZM241 236V237H240ZM246 236V237H245ZM255 236V237H254ZM257 236V237H256ZM260 236L262 239H260ZM5 237V238H4ZM16 237L20 238V240H17ZM28 237V238H27ZM39 237V238H38ZM46 238V239H43ZM103 237V238H101ZM126 237V239H125ZM130 237V238H129ZM133 237V238H131ZM137 237V238H136ZM177 237V238H176ZM193 237V238H192ZM205 237V238H204ZM215 237V239H214ZM238 237V238H237ZM248 237V238H247ZM7 238V239H6ZM24 238H27L24 240ZM34 238V239H33ZM36 238V239H35ZM78 238L79 241H77L76 239ZM93 238V239H91ZM96 238V239H95ZM113 238V239H112ZM129 238V240H128ZM153 238H156L155 240H153ZM174 238V239H173ZM192 238V240H191ZM206 238L210 241L208 242V240H206ZM217 238V239H216ZM247 238V241L246 239ZM252 238V239H251ZM259 238V239H258ZM12 239V240H11ZM33 239V240H32ZM65 242L63 244L62 241ZM87 239V240H85ZM89 239V240H88ZM105 239V240H104ZM115 239V240H114ZM126 241H125V240ZM132 239V241H131ZM148 239V241H147ZM164 239V241H163ZM173 239V241H172ZM176 239V240H175ZM181 239V240H179ZM195 239V240H194ZM205 239V240H204ZM230 239V240H229ZM250 239V240H248ZM28 240V241H27ZM31 240V242L29 241ZM40 240V243L39 241ZM57 240V241H56ZM146 240V241H145ZM168 242H167V241ZM186 242H185V241ZM188 240V241H187ZM191 243H189L190 241ZM200 242V243H198ZM232 240V241H231ZM236 242H235V241ZM238 240V242H237ZM245 242H244V241ZM252 240V241H251ZM256 240V242H255ZM259 240V241H258ZM262 240V243H260ZM12 241V242H11ZM26 241V242H25ZM44 241V242H43ZM46 241V242H45ZM67 241V242H66ZM85 241V242H84ZM114 241V242H113ZM117 241V242H116ZM156 241V242H155ZM172 241V242H170ZM194 241V242H193ZM234 241V242H233ZM243 241V243H242ZM252 243H251V242ZM30 242V243H28ZM35 244L37 245H34ZM71 244H69V243ZM75 242V244H74ZM77 242V243H76ZM90 244H89V243ZM113 242V243H112ZM123 242V243H122ZM129 242V243H128ZM136 244H133V243ZM163 242V243H162ZM170 242V243H169ZM178 242V245H177ZM180 242V243H179ZM197 244H196V243ZM218 242V243H217ZM257 242L260 243V247H259V243L257 244ZM16 243V244H15ZM22 243V244H21ZM52 243V244H51ZM59 243V244H58ZM62 243V245H61ZM68 243V244H67ZM100 245H98V244ZM106 243V244H105ZM116 243V244H114ZM119 243V244H118ZM123 245H121V244ZM139 243V244H138ZM149 243L151 246H149ZM154 243V244H153ZM176 243V244H175ZM184 243V244H182ZM193 243V244H192ZM212 243V244H211ZM224 243V244H222ZM239 243V244H237ZM11 244V246H10ZM20 247H19V245ZM32 244V245H31ZM46 244V245H45ZM78 248H77V245ZM82 244V245H81ZM102 244V245H101ZM108 244V245H107ZM113 244V245H112ZM153 244V245H152ZM192 244V245H191ZM211 244V245H209ZM222 244V245H221ZM226 244V245H225ZM235 244V245H234ZM2 245V246H1ZM35 247H34V246ZM45 245V246H44ZM53 245L55 246L53 248ZM67 245V246H66ZM70 245V246H69ZM76 245V247H75ZM116 245V246H115ZM128 245V246H126ZM136 245V246H135ZM138 245V246H137ZM148 245V246H146ZM168 245V246H166ZM184 245V246H182ZM199 245V247H198ZM201 245V246H200ZM213 245V246H212ZM216 245V246H215ZM4 246V247H3ZM10 248H8V247ZM26 246V247H25ZM30 246V247H29ZM36 246H39L38 248ZM40 246H42L40 248ZM49 248H48V247ZM58 246V247H57ZM62 246V247H61ZM87 246V249H86ZM98 246V247H97ZM134 249H133V247ZM141 246V247H140ZM144 246V247H143ZM153 246V247H152ZM195 246V247H194ZM231 246V247H230ZM248 246V247H247ZM22 247V248H21ZM45 247V248H44ZM75 247V248H73ZM90 247V248H89ZM97 247V248H96ZM119 247V248H118ZM131 249H130V248ZM140 247V248H138ZM147 247V248H146ZM151 247V248H150ZM158 247V248H157ZM198 247V248H197ZM207 247V249H206ZM214 247V248H213ZM252 247V248H251ZM253 247H255L253 249ZM7 248V249H6ZM12 248V249H11ZM30 248V249H28ZM34 248V249H33ZM48 248V249H46ZM72 248V249H71ZM99 248V249H98ZM115 248V249H114ZM117 248V249H116ZM126 248V249H125ZM138 248V249H137ZM150 248V249H149ZM196 248V249H195ZM210 248V249H209ZM216 248V249H215ZM236 248V249H235ZM240 248V249H239ZM59 249V250H58ZM68 249V250H67ZM93 249V250H92ZM129 249V250H128ZM133 249V250H132ZM161 249V250H160ZM171 249V250H170ZM193 249V250H191ZM201 249V250H200ZM215 249V250H214ZM234 249V250H233ZM254 251H253V250ZM256 249V250H255ZM22 250V251H21ZM25 250V252H24ZM35 250V251H33ZM50 250V252H48ZM57 250V251H56ZM63 250V252H62ZM88 250V251H87ZM111 250V252H110ZM115 250V251H114ZM118 250V251H116ZM123 250V251H122ZM126 250V251H124ZM132 250V251H131ZM163 250V251H162ZM174 250V251H173ZM205 250V251H204ZM207 250V251H206ZM209 250V251H208ZM231 250V251H230ZM237 250V251H236ZM241 252H240V251ZM261 250V251H260ZM38 251V252H37ZM41 251V252H40ZM46 251V252H45ZM54 251V253H53ZM93 251V253H92ZM97 251V252H95ZM144 253H143V252ZM146 251V252H145ZM162 251V252H161ZM165 251V252H164ZM166 251H170V252H166ZM185 251H188L187 253H185ZM191 251V252H190ZM197 251V252H196ZM215 251V252H213ZM225 251V252H224ZM239 251V252H238ZM57 252V253H56ZM61 252V253H60ZM116 252V253H115ZM129 252V253H128ZM177 252V253H176ZM182 254H181V253ZM203 252V253H202ZM220 252V253H219ZM235 253L232 256V253ZM256 252V253H255ZM259 252V253H258ZM26 253V254H25ZM49 253V254H48ZM79 253V254H78ZM87 253V254H86ZM98 253V254H97ZM100 253V254H99ZM111 253V254H110ZM122 253V254H121ZM127 253V254H125ZM131 253V254H130ZM141 253V254H140ZM147 253V254H146ZM149 253V254H148ZM151 253V254H150ZM154 253V254H153ZM176 255H175V254ZM180 253V254H179ZM201 253V254H200ZM217 253V254H216ZM38 254V255H37ZM52 254V255H51ZM54 254V256H53ZM62 256H61V255ZM65 254V255H64ZM69 254V256L67 255ZM86 256H85V255ZM107 254V255H106ZM153 254V255H152ZM157 254V255H156ZM171 254V255H170ZM178 254V255H177ZM188 254V255H187ZM190 254V255H189ZM204 254V255H203ZM220 254V255H218ZM239 254V255H238ZM248 254V255H247ZM257 254V255H256ZM58 255V256H56ZM77 255V256H76ZM91 255V256H89ZM93 255V256H92ZM117 255V257H116ZM146 255V256H144ZM150 255V256H149ZM152 255V256H151ZM160 255V256H159ZM198 255V257H197ZM223 255V256H221ZM245 257H243V256ZM2 256V257H1ZM28 259H27V257ZM40 256L42 258H40ZM61 256V257H60ZM65 256V257H64ZM67 256V258H66ZM97 256V257H96ZM115 256V257H114ZM122 256H125V258H121ZM127 256V257H126ZM137 256V257H136ZM143 256V257H142ZM149 256V257H148ZM177 256V257H176ZM180 258H179V257ZM185 256V257H184ZM193 256V257H192ZM213 256V257H212ZM219 256V257H218ZM236 256V257H235ZM242 256V257H241ZM248 256V257H247ZM55 257V258H53ZM57 257V258H56ZM64 257V258H63ZM86 257V258H85ZM90 259H89V258ZM99 257V258H98ZM132 257V260H131ZM158 257V258H157ZM160 257V258H159ZM203 257V259H202ZM208 257V258H207ZM241 257V258H240ZM258 257V258H257ZM261 257V258H260ZM263 257V258H262ZM52 258V260H51ZM80 260H79V259ZM83 258V259H82ZM116 258V259H115ZM129 260H128V259ZM176 258V259H175ZM200 258V259H199ZM207 258V259H206ZM211 258V259H210ZM228 258V259H227ZM230 258V259H229ZM244 260H243V259ZM248 258V260H247ZM257 258V259H256ZM260 258V259H259ZM3 259V260H2ZM27 259V260H26ZM43 259L42 261H39ZM46 259V260H45ZM58 259V260H57ZM71 259V260H70ZM87 259V261H86ZM142 259V260H141ZM160 259V260H159ZM162 259V261H161ZM199 259V261H198ZM202 259V260H201ZM223 259V260H221ZM225 259V260H224ZM227 259V260H226ZM232 259V260H231ZM242 261H241V260ZM62 260V261H61ZM67 260V262H66ZM70 260V261H69ZM77 260H79V262H77ZM82 260V261H81ZM92 262H91V261ZM101 260V261H100ZM113 260V261H112ZM118 260V261H117ZM122 260V261H121ZM128 262H127V261ZM138 260V261H137ZM167 260V261H166ZM211 260V261H210ZM215 260V262H214ZM263 260V261H262ZM46 261V263H45ZM48 261V262H47ZM51 261V262H50ZM98 261V262H97ZM106 261V262H105ZM141 261V262H140ZM148 261V262H147ZM150 261V262H149ZM164 261V262H163ZM198 261V262H196ZM204 263H203V262ZM234 261V263H233ZM238 261V262H237ZM40 262V263H39ZM63 262V263H62ZM84 262V263H83ZM86 262V263H85ZM124 262V263H123ZM158 262V263H157ZM224 262V263H223Z\"/></svg>", "mask_w": 264, "mask_h": 264}, {"label": "bare ground", "instance_id": "6f19581e", "mask_svg": "<svg viewBox=\"0 0 264 264\" xmlns=\"http://www.w3.org/2000/svg\"><path fill=\"white\" fill-rule=\"evenodd\" d=\"M36 1H39V0H9V7L11 8V11H10V16L12 17L11 19H12V21H13V24H16V22L19 20V19H21L22 21H25L26 22V20L28 21V22H26L27 24L25 25V27H27V44H28V46H33V49L34 50H38L40 53H47V52H45L46 51V49H51V50H53L55 53L56 52H58V51H60L59 49L61 48V50H62V53H63V55H62V53L60 54V56H55L54 55V52H53V54H51V56H49L50 58H51V62H53V63H56L57 62V60H59V62H57L59 65H60V63L63 65V62L65 61V57H64V54H65V47H67V46H64V44H68L69 45V47L71 48L70 50L71 51H73L72 53H73V55L72 56H74V58H75V64H74V67H76V68H74V71L73 72H71V77L73 78V82H75V80L77 79L78 80V83H77V87H76V92H77V97H80V96H82V95H86V94H88V95H90V98L91 99H95L96 98V95H97V92H95V91H97L96 89H101L102 91H103V93L102 94H99L100 96H101V99H102V101H101V104H102V106L104 107V108H106V110H108V112H110L111 114L109 115V113L108 112H106V113H104V115L103 116H101L100 115V111H98V106H92L91 105V103L92 102H94V101H92V102H90V100H87V102H88V106H89V109H91V111H90V113L92 112V114H93V116H94V119H93V121L92 122H90V123H88V122H85V123H82V122H80V119H79V125L75 122V119H73V125H75V128H74V135L78 138V140L79 141H82L84 144H85V146H86V148L84 147V146H82L81 147V150H78L79 152H83L82 153V155L81 156H83V154L85 153L87 156V160L88 159H91L93 162L95 161V159L97 158V151L96 150H92L90 147L92 146V144L94 143V145H98L99 144V141H100V143L102 142V141H105V138L104 137H102V133H100V131H102V130H100V129H102L101 127L103 126H101V125H99V127L97 126V121L98 120H102L101 122H104V123H106V125H107V122H109L110 121V119H109V117H112V116H114V120L117 118L118 119V123H119V125L122 127V129L123 130H125L126 132H130L131 134H132V136H135V138H137L140 142H142L141 144H144V145H151L152 144V141H154L153 140V136H152V134H150L151 133V129L149 130L148 129V125H149V123H150V120H152V116L149 114V111H150V109L154 112H156L155 114H157V115H155V116H153V118H155L156 116L158 117V118H160V121H161V124L162 125H164V127H168V126H170V125H168V126H166L167 125V123H165V119L166 118H168L167 117V112H164L162 109H161V107L160 106H157V104L155 105V103L152 101V99L150 98V96H149V94H148V87H149V85H150V82H152V81H150L151 80V78H153V77H157V72L159 71V70H163V75H162V77H164V78H166L167 77V75H169L168 73H167V71H166V68H167V70L173 75V77H174V79L176 80H174V79H172V80H174L175 82H179L180 84H189V83H192L193 81H194V78L195 77H193V75H191V74H188V72H185V66H184V62H186L187 60H188V56H189V54L190 55H192V52L193 51H196V48L194 47V44H195V42H196V40L198 41V40H200V36L202 35V37H201V40H207L208 41V43L209 44H213L214 46L213 47H216V49H215V52H212L211 54H212V57H213V59H215L216 60V62L215 63H213V64H208V67H204V68H202V71H200V73H198V74H196V79L198 80V81H203V80H212V79H215V77H217L219 74H220V72H221V70H219V66L221 67V65H219L218 63H220V64H224V63H227V62H229L230 60H232L233 58H235V57H237V55H235V53H231V52H229L228 53V50H226V46H227V44H228V42H232L233 43V46L235 47V44L236 45H238L239 46V50H238V52L240 53H238L240 56H243V60H244V62H246V60H248V59H250V60H254V61H256V62H258L259 63V65H260V67H261V72H262V74L261 75H263L264 76V19H263V17H264V7H263V5H262V3H261V1L262 0H185L186 1V3H187V6L188 7H190L192 10L194 9L195 11H197L199 14H201V16L205 19V20H207L208 22H202V23H204V25H203V27H202V29L203 30H205V28L207 29V31H204V32H202L203 34H200V36L198 37V35L196 34V28H195V26L193 27V23L190 25H185V24H183V23H176V26H177V30L176 31H172V30H169V28H167V25H169L170 23L169 22H171L172 23V21H170V19H169V13H170V10H169V7H168V5L165 3V4H162L163 2L161 1V0H93V5H91V3L90 4H88V5H85L84 4V1H82V0H70V2L69 3H65L64 2V0H41L40 2H42V3H44V2H48L49 3V8H52V10L50 11V13H48V15H47V12H46V14L44 13V14H42V15H44V16H46L47 15V17L49 16V17H51V13H52V11L53 10H55L56 9V11H57V13H58V19H57V17H56V19H57V24H55L56 25V29H55V34H57V41H56V43H53L55 40V38H54V33H53V35H51V36H48V37H45L44 35V37L42 36V33L39 31V30H42V29H38V27L36 26V24L39 26V25H44V23L43 24H41L42 22V20L41 19H39L38 21H35V19H33V18H31L32 17V13L34 12V10H33V8H35V6L37 5L36 4ZM170 1V0H169ZM179 1V0H178ZM39 2V4L41 5V8H42V11L47 7H45L44 5H42L41 3ZM66 2H68V1H66ZM87 2V1H86ZM88 3V2H87ZM168 3V2H167ZM261 3V4H260ZM36 4V5H35ZM38 4V5H39ZM173 4V3H172ZM259 4H260V8L261 7H263L261 10H259ZM33 5H35V6H33ZM5 6V5H4ZM178 6V5H177ZM258 6V7H257ZM2 7V6H1ZM172 7V6H171ZM40 8V7H39ZM54 8V9H53ZM37 10H38V8H36ZM174 9V8H173ZM179 9H181L180 7H179ZM186 9V8H185ZM3 10V9H2ZM86 10H87V12H86ZM105 10V11H104ZM183 10H184V7H183ZM190 10V9H189ZM9 11V10H8ZM39 11H41V10H39ZM41 11V12H42ZM83 11H85V13H83ZM179 11V10H178ZM184 11H186V10H184ZM44 12V11H43ZM88 12H91V16L90 15H88ZM98 12V13H97ZM99 12L101 13V14H99ZM174 12V11H173ZM56 13V12H55ZM227 13H231V14H233V15H230V16H228L227 15ZM6 14V13H5ZM39 14H41V13H39ZM178 14V13H177ZM181 14H183V12L181 13ZM189 14V13H188ZM35 15H38V14H36V12H35ZM42 15H40V16H38V17H44V16H42ZM85 15H87V16H85ZM8 16V15H7ZM181 16V15H180ZM183 16V15H182ZM194 16V15H193ZM3 17V16H2ZM34 17V16H33ZM46 17V18H47ZM171 17H172V15H171ZM176 17V16H175ZM213 17H215V18H218V19H221L220 21H219V23H213V21H215V20H213L212 21V19H213ZM5 18V17H4ZM37 18V17H36ZM174 18V17H173ZM181 18V17H180ZM188 18H191V17H188ZM196 18V17H195ZM1 19V18H0ZM7 19V18H6ZM38 19V18H37ZM44 19V18H43ZM52 19V18H51ZM179 19V18H178ZM185 19V18H184ZM192 19V18H191ZM203 19V20H204ZM41 20V21H40ZM54 20V19H53ZM194 20V22H195V20L196 19H193ZM200 20H202V19H200ZM45 21V20H44ZM43 21V22H44ZM56 21V20H55ZM176 21H178L177 20V18H176ZM181 21H183V20H181ZM199 21V20H198ZM6 22V21H5ZM4 22V23H5ZM9 22V21H8ZM185 22V21H184ZM191 22H193V21H191ZM36 23V24H35ZM49 23V22H48ZM51 23V22H50ZM55 23V22H54ZM197 23H199V22H196V24ZM2 24V23H1ZM3 25V24H2ZM8 25V24H7ZM10 25V24H9ZM51 25V24H50ZM201 25V26H202ZM4 26V25H3ZM196 26H198V25H196ZM8 27V26H7ZM22 27V26H21ZM40 27V26H39ZM43 27V26H42ZM45 27V26H44ZM46 27H48L47 26V24H46ZM55 28V27H54ZM198 28V27H197ZM2 29V28H1ZM4 29V28H3ZM8 29V28H7ZM58 29V30H57ZM200 30H201V28H200ZM226 30H228V32H229V30L231 31V34H227L226 33ZM3 31V30H2ZM21 31V30H20ZM48 31V30H47ZM202 31V30H201ZM24 32V30H22V33ZM198 32V31H197ZM4 33V32H3ZM25 33V32H24ZM199 33H200V31H199ZM4 35V34H3ZM25 35V34H24ZM11 36V35H10ZM255 36H257V38L255 39ZM4 37V36H3ZM6 38V37H5ZM11 38V37H10ZM20 38V37H19ZM18 38V39H19ZM23 38V37H22ZM21 38V39H22ZM17 39V38H16ZM247 39H249L250 40V45L248 46L249 48L248 49H246L245 47L247 46V44H249L248 42L246 43V42H244L243 40H247ZM255 39V40H254ZM12 40H14V39H12ZM19 41V40H18ZM21 42H22V40H21ZM26 42V41H25ZM50 42L54 45V46H51V44H50ZM254 42V43H253ZM15 43V42H14ZM198 43H199V41H198ZM253 43V44H252ZM21 44V43H20ZM231 44V43H230ZM5 45V44H4ZM9 45V44H8ZM23 45H25V44H23ZM22 45V46H23ZM198 45H200V44H198ZM203 45V44H202ZM206 46V45H205ZM9 47V46H8ZM13 47V46H12ZM27 47V46H26ZM54 47H56V50H54L53 48ZM200 47V46H199ZM230 47H232V46H230ZM233 47V48H234ZM18 48H19V46H18ZM63 48V49H62ZM166 48H167V51H165L166 50ZM237 48V47H236ZM235 48V49H236ZM0 49H2V48H0ZM3 49H5V48H3ZM2 49V50H3ZM10 49V48H9ZM67 49V48H66ZM198 49V48H197ZM200 49V48H199ZM203 49V48H202ZM229 49V48H228ZM11 50V49H10ZM16 50V49H15ZM21 50V49H20ZM23 50H24V48H23ZM33 50V51H34ZM25 51V50H24ZM32 51V50H31ZM200 51V50H199ZM203 51V50H202ZM12 52V51H11ZM14 52V51H13ZM26 52V51H25ZM5 53H8V50H7V52H5ZM4 53V54H5ZM20 53H22V52H20ZM36 53V52H35ZM60 53V52H59ZM198 53V52H197ZM205 53V52H204ZM209 53H210V51H209ZM214 53H216V54H214ZM1 54V53H0ZM16 54H18V53H16ZM34 54V53H33ZM69 54L70 53H68V57H69ZM200 54V53H199ZM237 54V53H236ZM39 55V54H38ZM50 55V54H49ZM59 55V54H58ZM221 55V56H220ZM18 56V55H17ZM24 56V55H23ZM22 56V57H23ZM33 56V55H32ZM46 56V55H45ZM71 56V55H70ZM240 56H239V58H240ZM5 57V56H4ZM8 57V56H7ZM40 57V56H39ZM221 57H224V58H221ZM2 58V57H1ZM9 58V57H8ZM24 58V57H23ZM44 58V57H43ZM204 58V57H203ZM221 58V59H220ZM238 58V59H239ZM12 59V58H11ZM1 60V59H0ZM26 60V59H25ZM24 60V61H25ZM29 60V59H28ZM31 60V59H30ZM34 60V59H33ZM38 60V59H37ZM47 60V59H46ZM219 60H221V62L219 61ZM242 60V61H243ZM6 61V60H5ZM9 61V60H8ZM7 61V62H8ZM12 61V60H11ZM14 61V60H13ZM15 61H18V60H15ZM14 61V62H15ZM27 61V60H26ZM49 61V60H48ZM70 61V60H69ZM242 61H241V63H242ZM7 62H6V64H7ZM29 62V61H28ZM51 62H49V63H51ZM66 62V61H65ZM190 62V61H189ZM206 62H207V60H206ZM250 62V61H249ZM255 62V63H256ZM25 63V62H24ZM188 63V62H187ZM192 63H194V62H192ZM231 63V62H230ZM236 62H234V64H235ZM253 63V62H252ZM15 64V63H14ZM14 64H13V66H14ZM30 64V63H29ZM57 64V65H58ZM67 64V63H66ZM65 64V65H66ZM233 64V65H234ZM257 64V63H256ZM20 65V64H19ZM35 65V64H34ZM46 65H47V63H46ZM49 65V64H48ZM53 65V64H52ZM71 65H72V63H71ZM238 65H239V63H238ZM253 65V64H252ZM8 66H9V64H8ZM21 66V65H20ZM19 66V67H20ZM56 66V65H55ZM68 66V64L66 65V67ZM196 66H198V65H196ZM204 66V65H203ZM240 66V65H239ZM242 66V65H241ZM240 66V67H241ZM257 66V65H256ZM192 67V66H191ZM238 67V66H237ZM2 67H0V69H1ZM9 68V67H8ZM16 68H18V67H16ZM25 68V67H24ZM31 68H33V67H31ZM38 70H39V72H41L42 71V68H41V66H37L36 67ZM44 68H46V67H44ZM62 68H63V66H62ZM62 68H61V70H62ZM250 68V67H249ZM255 68V67H254ZM4 69V68H3ZM11 69V68H10ZM36 69V70H37ZM60 69V68H59ZM189 69V68H188ZM192 69V68H191ZM194 69V68H193ZM240 69V68H239ZM245 69V68H244ZM16 70H18V69H16ZM25 70H27V69H25ZM34 71H35V69H33ZM58 70V69H57ZM68 70V69H67ZM246 70V69H245ZM254 70V69H253ZM252 70V71H253ZM7 71V70H6ZM10 71V70H9ZM21 71V70H20ZM50 71V70H49ZM48 71V72H49ZM56 71V70H55ZM54 71V72H55ZM58 71H60V70H58ZM232 71V70H231ZM236 71V70H235ZM238 71V70H237ZM19 72V71H18ZM28 72V71H27ZM37 72V71H36ZM47 72V71H46ZM64 72H66V71H64ZM107 73V76H104V73ZM198 72V71H197ZM238 72H240V71H238ZM251 72V71H250ZM255 72H256V74L257 75H260V73L258 72V69H255ZM20 73V72H19ZM23 73V72H22ZM25 73V72H24ZM57 73V72H56ZM62 73V72H61ZM68 73H70V72H68ZM225 73V72H224ZM237 73V72H236ZM9 74V73H8ZM15 74V73H14ZM25 74H29V73H25ZM35 74V73H34ZM39 74H41V73H39ZM235 74V73H234ZM248 74V73H247ZM255 73H253V75H254ZM23 75V74H22ZM37 75V74H36ZM42 75H43V73H42ZM50 75H51V72H50ZM59 75V74H58ZM66 75H67V73H64L63 74V77L64 78H66ZM238 75V74H237ZM241 75V74H240ZM239 75V77H241ZM251 75V73L249 74V76ZM39 76V75H38ZM37 76V77H38ZM55 76V75H54ZM225 76V75H224ZM231 76V75H230ZM234 76V75H233ZM235 76H236V74H235ZM262 76V78H264ZM5 77V76H4ZM12 77V76H11ZM21 77L22 76H20V78H18V79H21ZM36 77V78H37ZM56 77H58V76H56ZM70 76H69V78H70V80L72 79ZM160 77V76H159ZM237 77V76H236ZM245 77H247V76H245ZM243 78L244 80H246V78ZM252 77V76H251ZM259 77V76H258ZM24 78V77H23ZM47 78V77H46ZM49 78V77H48ZM59 78H61V77H59ZM63 78V79H64ZM170 78V77H169ZM168 78V79H169ZM225 78V77H224ZM2 79V78H1ZM4 79V78H3ZM10 79V78H9ZM17 79V80H18ZM38 80H39V78H37ZM42 79V78H41ZM55 79V78H54ZM155 79H157V78H155ZM161 79V78H160ZM249 79V78H248ZM12 80V79H11ZM46 80V79H45ZM51 80V79H50ZM61 80V79H60ZM59 80V81H60ZM69 80V81H70ZM165 80V79H164ZM216 80V79H215ZM228 80V79H227ZM235 80V79H234ZM238 80H239V78H238ZM243 80V81H244ZM259 80V79H258ZM58 81V82H59ZM156 81V80H155ZM167 81V80H166ZM169 81V80H168ZM173 81V82H174ZM228 81H231V80H228ZM237 81V80H236ZM249 81V80H248ZM2 82V81H1ZM8 82V81H7ZM7 82H6V84H7ZM12 82H13V80H12ZM15 82H16V80H15ZM32 82V81H31ZM55 82V81H54ZM68 82V81H67ZM161 82H162V80H161ZM171 82V81H170ZM195 82V81H194ZM204 82V81H203ZM214 82V81H213ZM213 82H211V84L213 83ZM216 82V81H215ZM232 82V81H231ZM239 82V81H238ZM250 82V81H249ZM253 82H254V80H253ZM18 83H19V80H18ZM23 83H24V81H23ZM28 83V82H27ZM46 83V82H45ZM44 83V84H45ZM60 83H62V81L60 82ZM59 83V84H60ZM66 83V82H65ZM158 83H160L159 81H158ZM220 82H218V84H219ZM233 83V82H232ZM232 83H230L231 85H232ZM241 83H242V81H241ZM257 83H258V81H257ZM17 84V83H16ZM15 83L12 85V83H11V85H12V91H14L13 89L16 87L17 88V85H16ZM31 84V83H30ZM40 84V83H39ZM58 83L56 84V85H54V87H55V90L58 92V94L62 97V99H64V97L65 96H67V95H65L64 94V92L65 91H63V89L61 88V86L59 85ZM67 84V83H66ZM81 84V85H80ZM165 84H166V82H165ZM171 84V83H170ZM247 84V83H246ZM259 84H260V82H259ZM261 84H263L262 83V81H261ZM1 85V84H0ZM24 85V84H23ZM21 86V88H20V93L19 94H21V97L20 98H18V99H20V101H21V105L22 104H24L25 103V101H26V97L24 96V94H26L27 92H24V90H26V89H24L25 88V86ZM33 85H34V83H33ZM46 85L48 86V84L46 83ZM70 85V84H69ZM68 85V86H69ZM72 85H74L73 83H72ZM71 85V86H72ZM152 85V84H151ZM164 85V84H163ZM167 85V84H166ZM173 85V84H172ZM193 85V84H192ZM238 85V84H237ZM245 85V84H244ZM251 85V84H250ZM252 85H253V83H252ZM251 85V86H252ZM6 86H8V85H6ZM19 86V85H18ZM28 86V85H27ZM162 86V85H161ZM225 86V85H224ZM240 86V85H239ZM249 86V85H248ZM2 87V86H1ZM32 87V86H31ZM34 87H40V86H34ZM44 87V86H43ZM62 87H64V85H62ZM73 87H75V86H73ZM168 87V86H167ZM175 87V86H174ZM180 87V86H179ZM200 87V86H199ZM198 87V88H199ZM205 87V86H204ZM215 87V86H214ZM231 87V86H230ZM236 87V86H235ZM234 87V88H235ZM238 87V86H237ZM253 87V86H252ZM50 88V87H49ZM170 88V87H169ZM196 88V87H195ZM201 88V87H200ZM213 88V87H212ZM219 88H220V86H219ZM223 88V87H222ZM232 88H233V86H232ZM239 88V87H238ZM31 89V88H30ZM44 89V88H43ZM46 89V88H45ZM48 89V88H47ZM65 89H66V86H65ZM93 89H95L94 90V92H92L91 90H93ZM156 89V88H155ZM161 89H164V88H161ZM168 89V88H167ZM177 89V88H176ZM194 89V88H193ZM214 89V88H213ZM215 89H216V87H215ZM214 89V90H215ZM225 89V88H224ZM227 89V88H226ZM225 89V90H226ZM261 89V88H260ZM263 89V88H262ZM36 90H37V88H36ZM50 90H52V89H50ZM54 90V91H55ZM169 90V89H168ZM179 90H180V88H179ZM181 90H183L182 88H181ZM186 90V89H185ZM189 90V89H188ZM195 90V89H194ZM212 90V89H211ZM217 90V89H216ZM218 90H220V89H218ZM237 90H239V89H237ZM236 90V91H237ZM242 90V89H241ZM250 90V89H249ZM257 90V89H256ZM255 90V91H256ZM18 91V89L16 90V92ZM28 91H30V90H28ZM38 91V90H37ZM191 91V90H190ZM200 91V90H199ZM209 91V90H208ZM213 91V90H212ZM223 91V90H222ZM234 91H235V89H234ZM235 91V92H236ZM251 91H254L253 89L251 90ZM263 91H264V89H263ZM49 92V91H48ZM56 92V93H57ZM69 92V91H68ZM72 92V91H71ZM75 92V93H76ZM150 92V91H149ZM166 92V91H165ZM177 92V91H176ZM180 92V91H179ZM228 92V91H227ZM242 92V91H241ZM258 92V91H257ZM261 92V91H260ZM259 92V93H260ZM5 93V92H4ZM8 93V92H7ZM42 93V92H41ZM44 93V92H43ZM42 93V94H43ZM151 93V92H150ZM158 93V92H157ZM175 92H173V94H174ZM231 93V92H230ZM229 93V94H230ZM246 93V92H245ZM254 93V92H253ZM262 93V92H261ZM260 93V94H261ZM264 93V92H263ZM18 94V95H19ZM36 94V93H35ZM57 94V95H58ZM71 93H69V95H70ZM178 94V93H177ZM218 94H219V92H218ZM228 94V95H229ZM240 94V93H239ZM247 94H249V93H247ZM251 94V93H250ZM32 95V94H31ZM39 95H41L40 93H39ZM50 95V94H49ZM51 95H54V94H51ZM56 95V96H57ZM71 95H73V93L71 94ZM103 95V96H102ZM188 95V94H187ZM227 95V94H226ZM246 95V94H245ZM34 96V95H33ZM32 96V97H33ZM42 96V95H41ZM55 96V97H56ZM87 96V95H86ZM155 96H156V94H155ZM182 96V95H181ZM180 96V97H181ZM192 96V95H191ZM193 96H195V95H193ZM200 96V95H199ZM202 96V95H201ZM206 96V95H205ZM234 96V95H233ZM253 96H254V94H253ZM263 95H261V97H262ZM31 97V96H30ZM37 97V96H36ZM61 97H59V99L58 100H60V98ZM151 97H152V95H151ZM163 97V96H162ZM170 96H168V98H169ZM246 97V96H245ZM245 97H243V99H245ZM256 97H257V95H256ZM260 97V96H259ZM260 97V98H261ZM52 98H54V97H52ZM52 98H50V97H48V101H51L52 100ZM83 98V97H82ZM98 98V97H97ZM161 98V97H160ZM213 98V97H212ZM212 98L210 99V100H212ZM215 98V97H214ZM229 98V97H228ZM263 98V97H262ZM261 98V99H262ZM32 99V98H31ZM30 99V100H31ZM34 99V98H33ZM42 99V98H41ZM76 99V98H75ZM79 99V98H78ZM88 99V98H87ZM170 99V98H169ZM187 99V98H186ZM206 99V98H205ZM225 99H227L226 97H225ZM234 99H235V97H234ZM27 100H28V98H27ZM36 100V98L34 99V101ZM40 100V99H39ZM55 100V99H54ZM68 100V99H67ZM72 100V99H71ZM82 100V99H81ZM99 100V99H98ZM161 100V99H160ZM180 100V99H179ZM201 100H203V99H201ZM216 100V99H215ZM239 100V99H238ZM255 100H257V98H255ZM34 101H32V103L34 102ZM37 101V100H36ZM42 101H44V99L42 100ZM53 101V100H52ZM66 101V100H65ZM183 101V100H182ZM191 101V100H190ZM195 101V100H194ZM221 101V100H220ZM228 101H229V99H228ZM258 101V100H257ZM262 101V100H261ZM0 102H2L1 104H3V105H5V106H8V107H10V104H15L16 105V103L18 102V100H16V96L14 95V97L13 98H11L10 96L9 97H7L6 95H2V94H0ZM38 102V101H37ZM56 102H58V101H56ZM67 102V101H66ZM71 101H69V103H70ZM77 102V101H76ZM83 102V101H82ZM193 101H191L190 103H192ZM198 102H200L199 100H198ZM203 102H205V101H203ZM202 102V103H203ZM227 102V101H226ZM230 102H231V100H230ZM247 102V101H246ZM46 103V102H45ZM45 103H43L44 105H45ZM50 103V102H49ZM48 103V104H49ZM60 103V102H59ZM73 103V102H72ZM85 103H86V101H85ZM84 103V104H85ZM166 103V102H165ZM175 102H174V100H173V102L172 101H170L169 100V102L167 103V108H168V110H172V109H177V106H176V104H174ZM179 103H182V102H179ZM186 103V102H185ZM222 103V102H221ZM227 103H229V102H227ZM226 103V104H227ZM237 103V102H236ZM240 103V102H239ZM248 103V102H247ZM251 103V102H250ZM253 103V102H252ZM28 104V103H27ZM40 104V103H39ZM74 104V103H73ZM77 104V103H76ZM137 104H139V106H137ZM161 104V103H160ZM177 104H178V101H177ZM188 105H189V103H187ZM197 104V103H196ZM210 104H212V103H210ZM238 104V103H237ZM242 104V103H241ZM249 104V103H248ZM21 105L18 107V110H19V112H21V114L26 118V114H27V111L25 112L24 110H22L23 108L21 107ZM50 105V104H49ZM65 105V104H64ZM86 105V104H85ZM85 105H82V106H85ZM163 105V104H162ZM181 105H183V104H181ZM207 105V104H206ZM230 105V104H229ZM228 105V106H229ZM231 105H233V104H231ZM243 105V104H242ZM241 105V106H242ZM259 105H261V103L259 104ZM18 106V105H17ZM28 106V105H27ZM30 106V105H29ZM31 106H33V105H31ZM59 106H60V104H59ZM67 106V105H66ZM74 106H75V104H74ZM87 106V105H86ZM87 106V107H88ZM142 106V107H141ZM166 106V105H165ZM184 106H186V105H184ZM202 106H203V104H202ZM208 107H209V105H207ZM212 106H214L213 104H212ZM227 106V107H228ZM237 106V105H236ZM254 107L256 106V104L255 105H253ZM21 107V109H19ZM38 107V106H37ZM37 107H35V108H37ZM70 107H73V106H71V104H70ZM86 107V108H87ZM181 107V106H180ZM189 107H190V105H189ZM197 107L200 109V107L197 105ZM206 107V106H205ZM239 107V106H238ZM3 108V107H2ZM29 108V107H28ZM34 108V109H35ZM76 108H78V107H76ZM76 108H74V109H76ZM102 108V107H101ZM103 108V109H104ZM192 108V107H191ZM229 108H230V106H229ZM241 108H243V107H241ZM252 108V107H251ZM10 109H11V107H10ZM39 109H40V107H39ZM61 109H62V107H61ZM66 109H67V107H66ZM82 109V108H81ZM81 109H80V111H81ZM183 109H185L184 111H187L186 110V108H183ZM189 109V108H188ZM202 109V108H201ZM200 109V110H201ZM228 109V108H227ZM233 109H234V107H233ZM233 109L231 110V113H233L232 111H233ZM239 109V108H238ZM244 109V108H243ZM262 109V108H261ZM29 110H31L30 108H29ZM33 110V109H32ZM36 110V109H35ZM47 110V109H46ZM70 110V109H69ZM85 110V109H84ZM88 110V109H87ZM102 110V109H101ZM149 110V111H148ZM167 110V111H168ZM198 110V109H197ZM210 110V109H209ZM208 110V111H209ZM248 110H251V109H248ZM258 110H260V109H258ZM34 111V110H33ZM41 111H43L42 109H41ZM61 111V110H60ZM65 111V110H64ZM73 111V110H72ZM77 111V110H76ZM86 111V110H85ZM89 111V110H88ZM148 111V112H147ZM178 111H180V110H178ZM201 111H203V110H201ZM207 111V112H208ZM212 111V110H211ZM225 111H226V109H225ZM224 111V112H225ZM238 111H240V110H238ZM243 111V110H242ZM6 112V111H5ZM18 112V113H19ZM30 112V111H29ZM28 112V113H29ZM40 112V111H39ZM62 112H63V110H62ZM66 112V111H65ZM71 112V111H70ZM174 112H176V111H174ZM206 112V111H205ZM210 112V111H209ZM244 112V111H243ZM258 112V111H257ZM26 113V114H25ZM35 113V112H34ZM48 113V112H47ZM80 113V115H81V113L82 112H79ZM88 113V112H87ZM103 113V112H102ZM172 113V112H171ZM177 113V112H176ZM186 113V112H185ZM190 113V112H189ZM197 113V112H196ZM213 113V112H212ZM244 113H246V112H244ZM253 113V112H252ZM15 112L14 111H12L11 112V110L9 111V114H8V121H9V123H11L12 124V126H13V123H15V121H16V118H15ZM78 114V113H77ZM107 114V118H105V115ZM202 114V113H201ZM200 114V115H201ZM214 114H215V112H214ZM249 114H250V112H249ZM264 114V113H263ZM21 115V116H22ZM49 115V114H48ZM51 116H50V120L48 121V124L49 125H44L45 127H43V128H40L39 127V136L41 137L40 139L43 141V143H41V144H39L38 145V147L41 145L42 146V149H44V151H46V150H49V152H51V154L52 155H54V158L52 159V161L50 162V163H48V161L50 160V158L47 160V162L46 163H48V164H56V166H58V170L57 169H55V167H54V169L51 167V170H50V168H49V170L47 171L46 170V172H45V174L43 173L44 171H45V169L44 170H42V169H40V168H34V169H28L27 168V166L25 165V162H24V160L26 159H24L23 157V151L25 150V148L26 147H24V150H23V146H22V144L19 142V141H17L16 140V138H15V136H14V134H13V130H11V125L8 123V121H5L4 119H3V117H2V115H1V113H0V149H1V151H0V208L1 209H4V213L6 212V213H12V214H14V211H13V205H17V203H16V199L17 198H21V200L23 199V198H26V199H28L29 200V202L31 203V205H32V207L33 208H35L36 210H38L40 213L41 212H43V213H45L47 216H49L50 214H51V212H52V214H53V211H50V207H44L43 208V210H42V208H41V205L38 203V200H36V192H35V190H38V188H34L35 186L36 187H41V188H45L44 187V185H45V183H47V184H51L53 187H57L59 190H62V192L63 193H61L60 191H58L59 193L58 194H55L57 197H54V198H52L53 199V201H54V203L57 205L56 206V208L55 207H53V209L55 208V211H54V214L52 215V217L54 218V220H56L57 222H59L60 224H61V226L62 227H66L67 228V226L68 227H70V226H74V223L78 220L77 219V217H78V215L76 214V212H77V209H76V207L74 206L75 204V202L73 203L74 205H72V203L70 202V199L68 198V194H69V192L65 189V187H64V183H63V181H64V177H63V175L60 173V170H63L65 173H67V174H69V173H71V171H70V169H69V165H68V163H69V160L70 159H67L68 158V156L66 157L65 156V154H64V150H65V146H64V144H62V142H63V137H61L60 136V138H62V142H61V144L60 143H58L57 141V136H55L54 137V141L51 143H47V141H45L46 139H47V135H49V134H51V131H50V128H52V129H54V130H56V131H54V132H57V134H59L60 132H62V131H64V130H66L65 129V127H68L67 125H64L63 123V121L61 120V118H60V116H59V107H58V105H57V103H53L52 104V114H50ZM70 115H71V113H70ZM74 115V114H73ZM154 115V114H153ZM190 115V114H189ZM197 115V114H196ZM202 115H204V114H202ZM213 115V114H212ZM219 115V114H218ZM231 115V114H230ZM245 115V117H246V114H244ZM42 116V115H41ZM68 116V115H67ZM66 115H64V117H65V119H66V117H67ZM75 116V115H74ZM73 116V117H74ZM77 116V115H76ZM172 116V115H171ZM175 116H177L176 114H175ZM254 116V115H253ZM262 116V115H261ZM34 117H35V115H34ZM70 117V116H69ZM85 117V116H84ZM89 117H92V116H89ZM191 117V116H190ZM220 117H221V115H220ZM229 117V116H228ZM255 117V116H254ZM37 118V117H36ZM77 118V117H76ZM81 118V117H80ZM170 118V117H169ZM172 118H173V116H172ZM186 118H189V117H186ZM200 118V117H199ZM211 118V117H210ZM226 118V117H225ZM231 118V117H230ZM230 118H229V120H230ZM232 118H234V120H235V117H232ZM23 119V118H22ZM117 119L115 120V121H117ZM174 119V118H173ZM255 119V118H254ZM24 120V119H23ZM47 120H48V117H47ZM83 120H85V119H83ZM171 120V119H170ZM221 120V119H220ZM224 120V119H223ZM233 120V121H234ZM25 121V120H24ZM68 121V120H67ZM90 121V120H89ZM153 121V120H152ZM154 121H155V119H154ZM153 121V122H154ZM159 121V122H160ZM167 121V120H166ZM175 121V120H174ZM178 121V120H177ZM188 121V120H187ZM186 121V122H187ZM201 121H202V119H201ZM231 122H232V120H230ZM236 121V120H235ZM237 121H238V119H237ZM236 121V122H237ZM242 121V120H241ZM247 121H250V120H247ZM255 121H256V119H255ZM35 122V120H33V123ZM45 122H47L46 120H45ZM99 122V121H98ZM145 122H146V124H145ZM170 122V121H169ZM172 122V121H171ZM183 122V121H182ZM186 122H185V124H186ZM191 122V121H190ZM189 122V123H190ZM203 122V121H202ZM205 120H204V124H205ZM209 122V121H208ZM215 122V121H214ZM235 122V123H236ZM261 122V121H260ZM264 122V121H263ZM27 123V122H26ZM29 123V122H28ZM38 123V122H37ZM68 123V125H69V122H67ZM116 123V122H115ZM193 123V121L191 122V124ZM225 123H226V121H225ZM24 124V123H23ZM35 124V123H34ZM45 124V123H44ZM47 124V123H46ZM71 124V123H70ZM91 125V129L90 128H88L89 127V125ZM117 124V123H116ZM173 124V123H172ZM184 123H182V127H183V125H185ZM188 124V123H187ZM186 124V125H187ZM194 124V123H193ZM228 124H229V122H228ZM237 124H238V122H237ZM248 124V123H247ZM112 125V124H111ZM115 125V124H114ZM176 125V124H175ZM189 125V124H188ZM211 125V124H210ZM220 125H221V123H220ZM235 125V124H234ZM251 125H252V123H251ZM250 125V126H251ZM26 126V125H25ZM27 126H29V128H30V124L29 125H27ZM32 126V125H31ZM36 126H38V125H36ZM70 126V125H69ZM105 126V125H104ZM158 126H160L159 124H158ZM113 127V126H112ZM117 126L115 125V128H116ZM163 127V128H164ZM177 127V126H176ZM195 127H197V126H195ZM199 127V126H198ZM204 127V126H203ZM205 127H206V125H205ZM223 127H227V126H223ZM233 127H235V126H233ZM237 127L239 128L240 126H237L236 125V129H237ZM254 127V126H253ZM35 128V127H34ZM71 128V127H70ZM109 128V127H108ZM114 128V127H113ZM120 128V127H119ZM151 128V127H150ZM158 128V127H157ZM172 128V127H171ZM215 128V127H214ZM250 128V127H249ZM23 129H24V127H23ZM31 129V128H30ZM29 129V130H30ZM156 129V128H155ZM162 129V128H161ZM160 129V130H161ZM168 129V128H167ZM185 129H186V127H185ZM243 129V128H242ZM245 129V128H244ZM260 129V128H259ZM264 129V128H263ZM68 130V129H67ZM72 130H73V128H72ZM110 131H111V129H109ZM115 130V129H114ZM121 130V129H120ZM173 130H174V128H173ZM184 129H181V131H183ZM199 130H201V129H199ZM207 130H209V129H207ZM240 130V129H239ZM262 130V129H261ZM260 130V131H261ZM23 131V130H22ZM27 131V130H26ZM37 131V130H36ZM70 131V130H69ZM107 131V130H106ZM109 131V132H110ZM112 131H113V129H112ZM117 131V130H116ZM163 131H165L164 129H163ZM168 131V130H167ZM175 131V130H174ZM186 131V130H185ZM241 131V130H240ZM253 131V130H252ZM29 132V131H28ZM31 132V131H30ZM67 132V131H66ZM66 132H63L64 134L66 133ZM119 132V131H118ZM192 132H193V129H192ZM199 132V131H198ZM208 132V131H207ZM207 132H205L206 134H207ZM237 132V131H236ZM239 132V131H238ZM256 132H258V131H256ZM262 132V131H261ZM37 133V132H36ZM68 133V132H67ZM70 133H71V131H70ZM115 133V132H114ZM113 133V134H114ZM125 133V132H124ZM170 133H172L171 132V130H170ZM175 133V132H174ZM202 133V132H201ZM216 133V132H215ZM224 133V132H223ZM242 133H244V131L242 132ZM251 133V132H250ZM263 133H264V131H263ZM30 134V133H29ZM32 134V133H31ZM54 134H56V133H54ZM56 134V135H57ZM109 134V133H108ZM119 134H122V133H119ZM127 134V133H126ZM165 134V133H164ZM176 134V133H175ZM209 134V133H208ZM228 134V133H227ZM262 134V133H261ZM260 134V135H261ZM28 135V134H27ZM70 135V134H69ZM73 135V136H74ZM105 135V134H104ZM112 135V134H111ZM173 135V134H172ZM177 135V134H176ZM175 135V136H176ZM184 135V134H183ZM189 135V134H188ZM202 135V134H201ZM201 135H199V136H201ZM214 135V134H213ZM216 136H217V134H215ZM224 135V134H223ZM236 135V134H235ZM234 135V136H235ZM257 135V134H256ZM259 135V136H260ZM30 136V135H29ZM36 136V135H35ZM51 136V135H50ZM64 136V135H63ZM65 136H66V134H65ZM72 136V135H71ZM74 136V138L73 139H75L76 137ZM109 136V135H108ZM115 136V135H114ZM120 136V135H119ZM123 136H124V134H123ZM160 136V135H159ZM168 136V135H167ZM190 136V135H189ZM198 136V135H197ZM205 136V135H204ZM230 136V135H229ZM238 136V135H237ZM244 136V135H243ZM262 136V135H261ZM27 137V136H26ZM51 137H53V136H51ZM67 137V136H66ZM121 137V136H120ZM155 137V136H154ZM177 137H178V139L180 140V137L177 135ZM183 137H185V136H183ZM187 137V136H186ZM217 137H219V136H217ZM216 137V138H217ZM223 137V136H222ZM231 137V136H230ZM242 137V136H241ZM49 138V137H48ZM65 138V137H64ZM71 138V137H70ZM116 138V137H115ZM124 138V137H123ZM122 138V139H123ZM169 138V137H168ZM196 138V137H195ZM244 138V137H243ZM255 138H257V137H255ZM29 139H30V137H29ZM36 138L34 137V140H35ZM53 139V138H52ZM107 139V138H106ZM165 139H167V137L165 138ZM188 139H190V138H188ZM220 139H222V138H220ZM224 139V138H223ZM236 139V138H235ZM242 139V138H241ZM261 139H262V137H261ZM31 140H33V139H31ZM48 140V139H47ZM72 140V139H71ZM70 140V141H71ZM119 140V139H118ZM135 140V139H134ZM170 140H172V139H170ZM191 140V139H190ZM201 140V139H200ZM200 140H198L197 139V141H199L200 142ZM217 140H219V139H217ZM227 140V139H226ZM225 140V141H226ZM229 140V139H228ZM228 140H227V143H228ZM240 140V139H239ZM252 140V139H251ZM29 141V140H28ZM38 141H40V140H38ZM51 141V140H50ZM120 141V140H119ZM164 141V140H163ZM168 141V140H167ZM186 141V140H185ZM188 141V140H187ZM197 141H196V143H197ZM206 141V140H205ZM214 141V140H213ZM221 141V140H220ZM233 141H234V139H233ZM262 141V140H261ZM32 142V144L34 143V141H31ZM60 142V141H59ZM65 142V141H64ZM78 142V141H77ZM127 142H129V141H127ZM126 142V143H127ZM131 142V141H130ZM201 142H203V140L201 141ZM200 142V143H201ZM229 142H231V141H229ZM241 142H243V141H241ZM246 142V141H245ZM254 142V141H253ZM256 142V141H255ZM39 143V142H38ZM66 143H67V140H66ZM70 143V142H69ZM72 143V142H71ZM160 143V142H159ZM187 143V142H186ZM185 143V144H186ZM192 143V145H193V142H191ZM204 143V142H203ZM244 143V142H243ZM29 144H30V142H29ZM29 144H27V145H29ZM116 143H114V145H115ZM119 144V146H120V143H118ZM167 144H169L170 145V143H167ZM216 144V143H215ZM219 144V143H218ZM238 144H239V142H238ZM244 144H247V142L246 143H244ZM261 144V143H260ZM24 145V144H23ZM36 145V144H35ZM70 145V144H69ZM75 145V144H74ZM79 145H80V143H79ZM177 145V144H176ZM183 145V144H182ZM198 145V144H197ZM202 145V144H201ZM210 145H213V144H211L210 143ZM222 145V144H221ZM230 145V144H229ZM241 145V144H240ZM30 146V145H29ZM101 146V145H100ZM99 146V147H100ZM105 146V145H104ZM133 146V145H132ZM139 146V145H138ZM180 146V145H179ZM203 146V145H202ZM215 146V145H214ZM223 146V145H222ZM233 145L231 144V147H232ZM236 146V145H235ZM234 146V147H235ZM238 146V145H237ZM259 146V145H258ZM72 147H73V145H72ZM76 147V146H75ZM110 147H111V145H110ZM115 147V146H114ZM121 147H122V145H121ZM134 147H137V146H134ZM153 147V146H152ZM156 147V146H155ZM155 147H154V149H155ZM204 147V146H203ZM213 147V146H212ZM217 147V146H216ZM221 147V146H220ZM254 147H255V145H254ZM28 148H30V147H28ZM68 148V147H67ZM66 148V149H67ZM100 148H102L103 149V147H100ZM120 148V147H119ZM125 148H127V147H125ZM169 148V147H168ZM176 148H178V147H176ZM189 148V147H188ZM190 148H192V147H190ZM189 148V149H190ZM219 148V147H218ZM224 148V147H223ZM252 148V147H251ZM31 149V148H30ZM32 149H33V147H32ZM87 149H91L90 151L89 150H87ZM107 149V148H106ZM128 149V148H127ZM130 149V148H129ZM132 149V148H131ZM142 149V148H141ZM157 149V148H156ZM165 149V148H164ZM172 149V148H171ZM228 148H226V150H227ZM236 149V148H235ZM238 149V148H237ZM35 150V149H34ZM41 150V149H40ZM39 150V151H40ZM69 150V149H68ZM73 150V149H72ZM99 150V149H98ZM138 150H140V149H138ZM143 150H145V149H143ZM168 150V149H167ZM206 150H207V148H206ZM212 150H214V149H212ZM217 150V149H216ZM219 150V149H218ZM224 150V149H223ZM255 150V149H254ZM258 150H259V148H258ZM29 151V150H28ZM32 151V150H31ZM37 151V150H36ZM77 151V152H78ZM109 151H110V149H109ZM114 151H116V149L114 150ZM122 151V150H121ZM124 151V150H123ZM181 151V150H180ZM184 151V150H183ZM225 151V150H224ZM232 151V150H231ZM261 151H263V150H261ZM30 152V151H29ZM41 152H42V150H41ZM47 153H48V151H46ZM67 152V151H66ZM74 152V151H73ZM103 152V151H102ZM101 152V153H102ZM108 152V151H107ZM130 152V151H129ZM132 152H134V151H132ZM176 152V151H175ZM182 152V151H181ZM198 152V151H197ZM219 152V151H218ZM218 152H217V154H218ZM222 152V151H221ZM236 152V151H235ZM264 152V151H263ZM25 153V152H24ZM32 153V152H31ZM34 153V152H33ZM106 153V152H105ZM147 153V152H146ZM192 153H194V152H192ZM210 153H212V152H210ZM242 153H243V151H242ZM242 153L240 154L241 156H242ZM26 154H28V153H26ZM38 154V153H37ZM42 154V153H41ZM50 154V153H49ZM74 154V153H73ZM78 154V153H77ZM84 154V155H85ZM111 154V153H110ZM174 154V153H173ZM185 154V153H184ZM187 154H188V152H187ZM228 154V153H227ZM229 154H232V153H229ZM33 155H35V154H33ZM40 155V154H39ZM60 155H62L63 157H62V160H59V159H57V157L58 158H60ZM102 155V154H101ZM107 155V154H106ZM169 154H167V156H168ZM209 155V154H208ZM221 155V154H220ZM41 156V155H40ZM43 156V155H42ZM49 156H51V155H49ZM48 156V157H49ZM110 157H111V155H109ZM127 156V155H126ZM129 156V155H128ZM144 156V155H143ZM147 157L144 159V158H142L143 160H144V163L145 164H147L148 166H150V167H153V168H157L155 171H154V173L157 171L158 173H160V172H165L164 170H165V162H163L158 156H156V154H155V152L153 151V150H149V152H148V155H146ZM162 156V155H161ZM164 156H165V154H164ZM191 156V155H190ZM204 156L206 157V153L204 154ZM210 156V155H209ZM208 156V157H209ZM219 156V155H218ZM236 156V155H235ZM239 156V155H238ZM240 156V157H241ZM255 156V155H254ZM29 157V156H28ZM36 157V156H35ZM39 157V156H38ZM77 157V156H76ZM76 157H74V158H76ZM80 157V156H79ZM85 157V156H84ZM100 157V156H99ZM103 157H104V154H103ZM109 157V158H110ZM169 157V156H168ZM171 157V156H170ZM177 157V156H176ZM176 157H174V159L176 158ZM186 157V156H185ZM189 157V156H188ZM198 157V156H197ZM200 157H202V156H200ZM226 157V156H225ZM231 157V156H230ZM245 157V156H244ZM32 158V157H31ZM44 158H46V157H44ZM69 158H70V156H69ZM72 158H73V156H72ZM128 158H130V157H128ZM132 158V157H131ZM173 158V157H172ZM177 158H179V156L177 157ZM192 158V157H191ZM227 158V157H226ZM236 158V157H235ZM24 159V160H23ZM38 159V158H37ZM47 159V158H46ZM82 159V158H81ZM86 159V158H85ZM100 159V158H99ZM103 159V158H102ZM111 159H113V161H114V158H111ZM116 159V158H115ZM137 159V158H136ZM135 159V160H136ZM199 159V158H198ZM201 159V162H202V158H200ZM199 159V160H200ZM211 159H213V158H211ZM221 159V158H220ZM258 159V158H257ZM27 160V159H26ZM25 160V161H26ZM36 160V159H35ZM44 160V159H43ZM123 160V159H122ZM126 160V159H125ZM139 160V159H138ZM173 160V159H172ZM181 160V159H180ZM208 160V159H207ZM235 160V159H234ZM237 160H238V158H237ZM247 160H248V158H247ZM246 160V161H247ZM255 160V159H254ZM13 161H15V163H14V165L15 166H11L12 164H11V162L13 163ZM71 161H73V160H70V162ZM76 161V160H75ZM109 161V160H108ZM171 161V160H170ZM174 161V160H173ZM177 161V160H176ZM187 161H189V160H187ZM191 161H193V159L191 160ZM209 161H211V160H209ZM221 161V160H220ZM225 161V160H224ZM241 161H242V158H241ZM257 161V160H256ZM10 162V163H9ZM29 162V161H28ZM28 162L26 163V164H28ZM41 162V161H40ZM44 162H45V160H44ZM104 163L106 162V161H103ZM126 162V161H125ZM125 162H123V163H125ZM128 162V161H127ZM131 162V161H130ZM133 162H135V161H133ZM140 162L141 161H139V164H140ZM178 162V161H177ZM205 162V161H204ZM217 162H218V159H217ZM222 162V161H221ZM232 162H233V160H232ZM239 162V161H238ZM237 162V163H238ZM244 162H245V160H244ZM36 163L38 164V162L36 161ZM43 163V162H42ZM82 163H83V161H82ZM87 163H89V162H87ZM101 163V165H102V162H100ZM113 163V162H112ZM172 163V162H171ZM207 163V162H206ZM210 163V162H209ZM11 164V165H10ZM76 164V163H75ZM92 164V163H91ZM106 164V163H105ZM109 164V163H108ZM114 165H116L115 163H113ZM130 164V163H129ZM138 164V165H139ZM141 164H143V163H141ZM177 164V163H176ZM184 164V163H183ZM208 164V163H207ZM236 164V163H235ZM255 164V163H254ZM258 164H260L259 162H258ZM33 165V164H32ZM42 165V164H41ZM71 165V164H70ZM77 165H79V163L77 164ZM92 165H94V163L92 164ZM96 165H97V163H96ZM104 165V164H103ZM102 165V166H103ZM126 165V164H125ZM127 165H128V163H127ZM167 165V164H166ZM181 165V164H180ZM198 165V164H197ZM209 165V164H208ZM221 165V164H220ZM231 165H233V164H231ZM31 166V165H30ZM43 166V165H42ZM41 166V167H42ZM50 166V165H49ZM113 166V165H112ZM117 166H118V164H117ZM116 166V167H117ZM124 166V165H123ZM144 166V165H143ZM142 166V167H143ZM146 166V165H145ZM179 166V165H178ZM218 166V165H217ZM222 166V165H221ZM262 166V165H261ZM15 167V168H14ZM72 167H73V165H72ZM71 167V168H72ZM94 167V166H93ZM121 167H122V165H121ZM120 167V168H121ZM133 167V166H132ZM167 167V166H166ZM170 167V166H169ZM192 167H194V166H192ZM206 167H208V166H206ZM234 167V166H233ZM237 167V166H236ZM239 167V166H238ZM243 167H246V166H243ZM255 167V166H254ZM262 167H264V166H262ZM45 168H46V166H45ZM100 168V167H99ZM124 168V167H123ZM128 168H130V167H128ZM134 168V167H133ZM132 168V169H133ZM145 168V169H144ZM147 167H143V169L144 170H147L146 169ZM149 168V167H148ZM184 168H186V167H184ZM200 168V167H199ZM212 168V167H211ZM232 168V167H231ZM249 168V167H248ZM81 169V168H80ZM79 169V170H80ZM91 169H93V168H91ZM167 169V168H166ZM170 169H171V167H170ZM175 169L177 170V165H176V167H175ZM180 169H182V168H180ZM202 168H200V170H201ZM206 169H208V168H206ZM224 169V168H223ZM244 169V168H243ZM247 169V168H246ZM94 170H95V168H94ZM123 170V169H122ZM126 170V169H125ZM139 170H141V169H139ZM199 170V169H198ZM203 170V169H202ZM239 170V168L237 169V171ZM248 170V169H247ZM258 170H260V169H258ZM102 171V170H101ZM112 171V170H111ZM191 171V170H190ZM206 171V170H205ZM212 171V170H211ZM221 171V170H220ZM230 171H232V170H229V172ZM241 171V170H240ZM69 172V173H68ZM73 172V171H72ZM90 172V171H89ZM99 172V171H98ZM97 172V173H98ZM121 172V171H120ZM144 172V171H143ZM162 172V173H163ZM169 172V171H168ZM174 172V171H173ZM181 172V171H180ZM197 172V171H196ZM196 172H195V174H196ZM207 172V171H206ZM243 172V171H242ZM80 173H81V171H80ZM91 173H92V170H91ZM100 173V172H99ZM102 173V172H101ZM100 173V174H101ZM105 173V172H104ZM109 173V172H108ZM124 173V172H123ZM127 173V172H126ZM211 173V172H210ZM215 173H217V172H215ZM73 174V173H72ZM116 174V173H115ZM122 174V173H121ZM141 175H142V173H140ZM186 174V173H185ZM202 174V173H201ZM78 175V174H77ZM106 175V174H105ZM147 176H148V174H146ZM145 175V176H146ZM169 175V174H168ZM172 175V174H171ZM231 175V174H230ZM72 177H73V179H75L77 176H75L74 174L73 175H71ZM81 176H82V174H81ZM91 176H92V174H90V173H87V177L88 178H91ZM94 176H96V174L94 175ZM104 176V175H103ZM117 176V175H116ZM119 176V175H118ZM122 176H124V175H122ZM121 176V177H122ZM133 176H134V174H133ZM138 176H139V174H138ZM151 176V175H150ZM178 176V175H177ZM198 176V175H197ZM212 176V175H211ZM222 176V175H221ZM79 177V176H78ZM104 177H106V176H104ZM103 177V178H104ZM125 177V176H124ZM123 177V178H124ZM136 177H137V175H136ZM141 177V176H140ZM153 176H151V178H152ZM157 178H158V176H156ZM155 177V178H156ZM170 177V176H169ZM168 177V178H169ZM216 177V176H215ZM241 177V176H240ZM250 177V176H249ZM248 177V178H249ZM260 177V176H259ZM125 178H127V177H125ZM135 178V177H134ZM144 178V177H143ZM142 178V179H143ZM150 178V179H151ZM163 178V177H162ZM170 178H172V176L170 177ZM174 178V177H173ZM179 178V177H178ZM186 178V176L184 177V179ZM195 178H196V176H195ZM212 178H213V176H212ZM251 178H253V177H251ZM262 178H263V176H262ZM67 179V178H66ZM78 179V178H77ZM81 179V178H80ZM80 179H78V180H80ZM99 179V178H98ZM115 179H119V178H115ZM149 179V180H150ZM153 179V178H152ZM209 179V178H208ZM217 179V178H216ZM220 179V178H219ZM219 179H218V181H219ZM238 179V178H237ZM236 179V180H237ZM108 180V179H107ZM106 180V182H109V181H107ZM114 180V179H113ZM123 180V179H122ZM126 180H128V179H126ZM131 180V179H130ZM138 180V179H137ZM156 179H154V181H155ZM167 180V179H166ZM165 180V181H166ZM173 180V179H172ZM181 180V179H180ZM186 180H189L188 178L186 179ZM214 180V179H213ZM239 180V179H238ZM255 180V179H254ZM261 180V182H262V179H260ZM70 181V180H69ZM68 181V182H69ZM75 182L77 181V180H74ZM87 181V180H86ZM103 181V180H102ZM111 181V180H110ZM121 181V180H120ZM133 181V180H132ZM143 181V180H142ZM153 181V180H152ZM157 181V180H156ZM194 182H195V179L193 180ZM202 181V180H201ZM210 181V180H209ZM217 181V180H216ZM243 181H244V178H243ZM246 181V180H245ZM248 181H249V179H248ZM257 181V180H256ZM256 181H255V183H256ZM81 182V181H80ZM82 182H84V181H82ZM94 182V181H93ZM92 182V183H93ZM99 182V181H98ZM104 182V181H103ZM113 182V181H112ZM170 182V181H169ZM207 182V181H206ZM225 182H227V181H225ZM241 182V181H240ZM42 183V184H41ZM111 183V182H110ZM121 183L122 182H120V185H121ZM125 183H127V182H125ZM142 183V182H141ZM149 183V182H148ZM152 183V182H151ZM153 183H155V182H153ZM152 183V184H153ZM157 183V182H156ZM166 183V182H165ZM182 183V182H181ZM203 183H204V180H203ZM202 183V184H203ZM218 183V182H217ZM223 183V182H222ZM221 182H220V184H222ZM227 183H229V182H227ZM245 183V182H244ZM243 183V184H244ZM254 183V182H253ZM259 183V182H258ZM263 183V182H262ZM41 184V185H40ZM85 184H86V182H85ZM93 184H95V183H93ZM92 184V185H93ZM138 184V183H137ZM142 184H145V183H142ZM150 184V183H149ZM157 184H160V182L159 183H157ZM169 184V183H168ZM183 184V183H182ZM189 184V183H188ZM212 184V183H211ZM232 184V183H231ZM43 185V186H42ZM69 185V187H71L70 186V184H68ZM82 185V184H81ZM102 185H104V184H102ZM130 185V184H129ZM131 185H133V184H131ZM139 185V184H138ZM146 185V184H145ZM156 185V184H155ZM164 185V184H163ZM192 185V184H191ZM209 185V184H208ZM233 185V184H232ZM242 184L240 183V186H241ZM246 186H247V184H245ZM77 186V185H76ZM95 186H97V183H96V185H94V187ZM118 186V185H117ZM125 186V185H124ZM170 186V185H169ZM185 186H187V185H185ZM193 186V185H192ZM200 186V185H199ZM202 186V185H201ZM200 186V187H201ZM213 185H211V187H212ZM223 186H225V185H223ZM226 186H228V185H226ZM263 186V185H262ZM93 187V188H94ZM116 187V186H115ZM140 187V186H139ZM142 187H144V186H142ZM141 187V188H142ZM147 187V186H146ZM152 187V186H151ZM161 187V186H160ZM164 187V186H163ZM166 187V186H165ZM171 187V186H170ZM176 187V186H175ZM183 187V186H182ZM182 187H180V188H182ZM190 187V186H189ZM207 187V186H206ZM221 187V186H220ZM57 188H56V190H57ZM80 188V187H79ZM82 188V187H81ZM87 188V187H86ZM85 188V189H86ZM92 188V187H91ZM96 188V187H95ZM94 188V189H95ZM107 188V187H106ZM113 189H114V187H112ZM123 188V187H122ZM126 188V187H125ZM124 188V189H125ZM149 188V187H148ZM155 188V187H154ZM156 188H158V187H156ZM169 188V187H168ZM198 188V187H197ZM203 188V187H202ZM219 188V187H218ZM228 188V187H227ZM254 188V187H253ZM252 188V189H253ZM256 188V187H255ZM262 188V187H261ZM53 189V188H52ZM73 189V188H72ZM83 189V188H82ZM111 189V188H110ZM115 189H117V188H115ZM128 189V188H127ZM133 189V188H132ZM135 189V188H134ZM166 189V188H165ZM172 189H173V187H172ZM176 189V188H175ZM190 189H192V188H190ZM196 189V188H195ZM200 189V188H199ZM224 189H226V188H224ZM229 189V188H228ZM263 189V188H262ZM71 190V189H70ZM84 190V189H83ZM87 190V189H86ZM98 190V189H97ZM100 190V189H99ZM119 190V189H118ZM117 190V191H118ZM137 190V189H136ZM139 190V189H138ZM143 190V189H142ZM145 190V189H144ZM159 190H161V189H159ZM169 190H171V189H169ZM194 190V189H193ZM202 190V189H201ZM205 190V189H204ZM208 190H209V188H208ZM72 191V190H71ZM108 191V190H107ZM125 191V190H124ZM135 191V190H134ZM146 191V190H145ZM149 191V190H148ZM196 191H197V189H196ZM214 191H216V190H214ZM213 191V192H214ZM218 191V190H217ZM229 191V190H228ZM257 191V190H256ZM39 192V191H38ZM81 192V191H80ZM100 192V191H99ZM114 192V191H113ZM119 192H121V191H119ZM153 192V191H152ZM151 192V193H152ZM170 192H172V190L170 191ZM175 192V191H174ZM184 192V191H183ZM186 192V191H185ZM211 192V191H210ZM219 192V191H218ZM223 192H225V191H223ZM232 192V191H231ZM248 192V191H247ZM254 192H255V190H254ZM57 193V192H56ZM72 193V192H71ZM102 193V192H101ZM116 193H118V192H116ZM122 193V192H121ZM120 193V194H121ZM128 193V192H127ZM134 193V192H133ZM132 193V194H133ZM150 193V194H151ZM154 193V192H153ZM176 193H177V191H176ZM181 193V192H180ZM242 193V192H241ZM250 192H248V194H249ZM251 193H253V192H251ZM258 194H259V192H257ZM63 194V195H62ZM82 194V193H81ZM103 194V193H102ZM107 194V193H106ZM105 194V195H106ZM114 194V193H113ZM125 194V193H124ZM143 194V193H142ZM178 194V193H177ZM182 194V193H181ZM193 194V193H192ZM215 194V193H214ZM218 194V193H217ZM227 194V193H226ZM47 195V194H46ZM71 195V194H70ZM73 195V194H72ZM85 195H86V193H85ZM84 195V196H85ZM91 195L94 197V199H96L99 203H100V200H99V198H100V196L101 195H99L98 193H97V191H91ZM104 195V196H105ZM112 195V194H111ZM116 195V194H115ZM135 195H136V193H135ZM145 195V194H144ZM187 195H189V194H187ZM200 195H201V197H202V194L200 193ZM251 195V194H250ZM67 196V197H66ZM77 196V195H76ZM76 196H74V197H76ZM80 196V195H79ZM78 196V197H79ZM82 196V195H81ZM120 196V195H119ZM138 196V195H137ZM149 196V195H148ZM151 196V195H150ZM176 196V195H175ZM178 196V195H177ZM184 196V195H183ZM190 196V195H189ZM204 196V195H203ZM208 196V195H207ZM252 196V195H251ZM259 196H261V194H259ZM258 196V197H259ZM40 197H41V195H40ZM77 197V198H78ZM83 197V196H82ZM107 197H109V196H107ZM123 197V196H122ZM127 197V196H126ZM145 197V196H144ZM180 197V196H179ZM178 197V198H179ZM206 197V196H205ZM210 197V196H209ZM208 197V198H209ZM217 197H218V195H217ZM223 197H224V195H223ZM228 197V196H227ZM233 197V196H232ZM247 197V196H246ZM250 197V196H249ZM262 197H263V194H262ZM72 198V197H71ZM86 198V197H85ZM88 198H90L89 196H88ZM87 198V199H88ZM129 198H130V196H129ZM133 198H136V197H133ZM141 198H142V196H141ZM151 198V197H150ZM167 198V197H166ZM175 198V197H174ZM198 198V197H197ZM207 198V199H208ZM226 198V197H225ZM245 198V197H244ZM42 199V198H41ZM108 199V198H107ZM118 199V198H117ZM131 199V198H130ZM147 199H149V198H147ZM158 199V198H157ZM180 199V198H179ZM184 199V198H183ZM199 199H200V197H199ZM220 199V198H219ZM222 199V198H221ZM236 199V198H235ZM242 199V198H241ZM247 199V198H246ZM258 199V198H257ZM25 200V199H24ZM43 200V199H42ZM75 200V199H74ZM77 200H79V199H77ZM91 200V199H90ZM113 200V199H112ZM124 200H125V198H124ZM136 200V199H135ZM141 200H143V199H141ZM187 200V199H186ZM214 200V199H213ZM217 200V199H216ZM227 200V199H226ZM228 200H230V199H228ZM248 200V199H247ZM259 200V199H258ZM257 200V201H258ZM109 201H111V200H109ZM108 201V202H109ZM144 201V200H143ZM148 201H150V200H148ZM153 201V200H152ZM161 201V200H160ZM173 201V200H172ZM223 201V200H222ZM221 201V202H222ZM231 201V200H230ZM25 202V201H24ZM23 202V203H24ZM43 202V201H42ZM141 202V201H140ZM146 202V201H145ZM183 202V201H182ZM197 202V201H196ZM205 202V201H204ZM203 202V203H204ZM264 202V201H263ZM18 203H19V201H18ZM44 203V202H43ZM42 203V204H43ZM77 203V202H76ZM93 203V202H92ZM105 203V202H104ZM110 203V202H109ZM121 203V202H120ZM169 203V202H168ZM174 203V202H173ZM173 203H171V204H173ZM200 203V202H199ZM202 203V202H201ZM200 203V204H201ZM211 203H212V201H211ZM216 203V202H215ZM224 203V202H223ZM248 203H250V202H248ZM261 203V202H260ZM22 204V203H21ZM53 204V203H52ZM96 204V203H95ZM103 204V203H102ZM123 204V203H122ZM121 204V205H122ZM131 204V203H130ZM135 204H136V201H135ZM139 204V203H138ZM183 204V203H182ZM218 204V203H217ZM221 204V203H220ZM231 204V203H230ZM247 204V203H246ZM251 204V203H250ZM30 205V204H29ZM30 205V206H31ZM45 204H43V206H44ZM87 205H89V204H87ZM87 205H85V206H87ZM101 205V204H100ZM104 205V204H103ZM102 205V206H103ZM110 205V204H109ZM113 205H114V203H113ZM113 205H111V206H113ZM125 205V204H124ZM132 205V204H131ZM156 205V204H155ZM178 205H180L179 203H178ZM196 205V204H195ZM204 205V204H203ZM205 205H206V203H205ZM227 205V204H226ZM18 206V205H17ZM20 206V205H19ZM18 206V207H19ZM22 206H24V204L22 205ZM45 206H48V205H45ZM58 206H60V208H64V210L63 211H65L64 213L63 212H61L60 213V211H59V209L60 208H58ZM78 206H80L79 204H78ZM91 206V205H90ZM89 206V207H90ZM110 206V207H111ZM135 206V205H134ZM138 206V205H137ZM146 206V205H145ZM192 206V205H191ZM197 206V205H196ZM208 206V205H207ZM206 206V207H207ZM220 206V205H219ZM243 206V205H242ZM246 206V205H245ZM52 207V206H51ZM83 207H84V205H83ZM88 207V206H87ZM106 206L104 205V208H105ZM109 207V206H108ZM129 207H130V205H129ZM147 207V206H146ZM160 207V206H159ZM168 207V206H167ZM173 207V206H172ZM198 207H199V205H198ZM201 207H202V204H201ZM209 207V206H208ZM237 207V206H236ZM244 207V206H243ZM250 207H252V206H250ZM249 207V208H250ZM28 208V207H27ZM26 208V209H27ZM101 208V207H100ZM103 208V209H104ZM113 208V207H112ZM133 208V207H132ZM138 208V207H137ZM137 208H135V209H137ZM158 208V207H157ZM176 208V207H175ZM179 208V207H178ZM185 208V207H184ZM222 208V207H221ZM248 207H246V209H247ZM248 208V209H249ZM253 208V207H252ZM15 209V208H14ZM16 209H17V207H16ZM21 208L19 207L17 210H20ZM25 209V208H24ZM25 209V210H26ZM84 209V208H83ZM87 209L88 208H86V211H87ZM91 209V208H90ZM92 209H94L93 207H92ZM126 209V208H125ZM151 209V208H150ZM155 209H156V207H155ZM194 209L195 210H197L195 207H194ZM201 209V208H200ZM218 209V208H217ZM230 209V208H229ZM45 210V211H44ZM85 210V209H84ZM120 210V209H119ZM133 210H134V208H133ZM133 210H131V211H133ZM142 210V209H141ZM146 209H144V211H145ZM163 209H161V211H162ZM177 210V209H176ZM187 210V209H186ZM202 210V209H201ZM222 210V209H221ZM256 210H258V209H256ZM29 211H31V209L29 210ZM37 211V212H38ZM101 211H103V210H101ZM111 211V210H110ZM154 211H156V210H154ZM252 211V210H251ZM2 212V211H1ZM22 212H24V211H22ZM33 212V211H32ZM98 212V211H97ZM103 212H105V211H103ZM107 212V211H106ZM105 212V213H106ZM112 212V211H111ZM117 212H118V210H117ZM126 212H128V211H126ZM130 212V211H129ZM137 212V211H136ZM140 212H142V211H140ZM158 212H159V209H158ZM157 212V213H158ZM170 212V211H169ZM186 212V211H185ZM196 212V211H195ZM197 212H199L198 210H197ZM205 212V211H204ZM216 212V211H215ZM228 212V211H227ZM233 211H231L230 210V213H232ZM250 212V211H249ZM253 212H254V210H253ZM16 213V212H15ZM18 213H19V211H18ZM34 213V212H33ZM86 213V212H85ZM96 213V212H95ZM132 213V212H131ZM138 213V212H137ZM144 213V212H143ZM156 213V214H157ZM161 213V212H160ZM178 213V212H177ZM220 213H221V211H220ZM12 214L10 215V214H8L9 216H12ZM17 214V213H16ZM24 214H27V213H25L24 212ZM84 214V213H83ZM113 214V213H112ZM118 214V213H117ZM128 214V213H127ZM146 214V213H145ZM162 214V213H161ZM172 214V213H171ZM186 214H188V213H186ZM212 214V213H211ZM235 214V213H234ZM248 214V213H247ZM259 214H261V213H259ZM1 215V214H0ZM3 215V214H2ZM8 215H3V216H1L0 217V236L2 235L3 236V233H5V231L6 230H8L9 229V225H10V223L8 222ZM31 215V214H30ZM34 215H35V213H34ZM34 215H32L33 217H34ZM39 215V214H38ZM77 215V216H76ZM81 215V214H80ZM105 215V214H104ZM130 215V214H129ZM139 215V214H138ZM136 216L135 215V217L134 218H136L137 217V219H138V217L140 216ZM144 215V214H143ZM152 215L153 214H151V217H152ZM167 215V214H166ZM165 215V216H166ZM193 215V214H192ZM200 215H201V213H200ZM216 215V214H215ZM215 215H213V217L215 216ZM233 215V214H232ZM237 215V214H236ZM7 216V217H6ZM19 216V215H18ZM28 216V215H27ZM26 216V217H27ZM98 218H100L98 215H96ZM124 216V215H123ZM168 216H169V214H168ZM187 216V215H186ZM191 216V215H190ZM203 216V215H202ZM221 216V215H220ZM226 216H227V213H226ZM231 216V215H230ZM252 216V215H251ZM254 216V215H253ZM259 216H261V215H259ZM36 217V216H35ZM51 217V216H50ZM102 217H103V215H102ZM106 217V216H105ZM116 217V216H115ZM145 217V216H144ZM170 217H171V215H170ZM193 217V216H192ZM195 217H197V216H195ZM200 217V216H199ZM204 217V216H203ZM202 217V218H203ZM237 217H238V215H237ZM236 217V218H237ZM256 217V216H255ZM28 218V217H27ZM37 218V217H36ZM85 218H86V216H85ZM112 218V217H111ZM113 218H114V216H113ZM112 218V219H113ZM117 218V217H116ZM119 218V217H118ZM155 218V217H154ZM162 218V217H161ZM182 218V217H181ZM215 218V217H214ZM220 218V217H219ZM228 218V217H227ZM235 218V217H234ZM252 218V217H251ZM251 218H250V220H251ZM29 219V218H28ZM77 219V220H76ZM93 219H94V217H93ZM110 219V218H109ZM140 219V218H139ZM156 219V218H155ZM164 219V218H163ZM162 219V220H163ZM173 219V218H172ZM187 219V218H186ZM192 219V218H191ZM195 219V218H194ZM211 219V218H210ZM216 219V218H215ZM222 219H223V217H222ZM233 219V218H232ZM242 219V218H241ZM244 219V218H243ZM254 219V218H253ZM260 219V218H259ZM20 220V219H19ZM45 220V219H44ZM91 220V219H90ZM89 220V221H90ZM103 221L105 220V219H102ZM108 220V219H107ZM107 220H105V221H107ZM114 220V219H113ZM125 220V219H124ZM131 220V219H130ZM148 220V219H147ZM150 220V219H149ZM157 220H158V217H157ZM170 220V219H169ZM201 220H203V219H201ZM205 220V219H204ZM238 220V219H237ZM240 220V219H239ZM264 220V219H263ZM17 221V220H16ZM22 221V220H21ZM23 221H24V219H23ZM47 221V220H46ZM88 221V220H87ZM111 221V220H110ZM141 221H143L144 222V220H142V219H140V221L139 222H141ZM164 221V220H163ZM176 221V220H175ZM206 221V220H205ZM208 221V220H207ZM216 221V220H215ZM12 222V221H11ZM40 222V221H39ZM49 223H50V220L48 221ZM92 222V221H91ZM113 222V221H112ZM115 222H117V220L115 221ZM132 222H134L133 220H132ZM172 222H173V220H172ZM225 222V221H224ZM231 222V221H230ZM240 222V221H239ZM260 222V221H259ZM264 222V221H263ZM14 223V222H13ZM26 223V222H25ZM24 223V224H25ZM33 223V222H32ZM79 223V222H78ZM86 223V222H85ZM107 223V222H106ZM111 223V222H110ZM119 223V222H118ZM129 223V222H128ZM149 223H151V222H149ZM167 223V222H166ZM203 223V222H202ZM226 223V222H225ZM244 223V222H243ZM254 223V222H253ZM17 224H18V222H17ZM28 224V223H27ZM127 224V223H126ZM148 224V223H147ZM169 224V223H168ZM172 224V223H171ZM178 224V223H177ZM197 224V223H196ZM224 224V223H223ZM222 224V225H223ZM226 224H228V223H226ZM231 224H232V222H231ZM37 225H38V227L40 228L41 226H39V224L37 223ZM41 225H42V223H41ZM79 225V224H78ZM103 225V224H102ZM110 225V224H109ZM117 225V224H116ZM115 225V226H116ZM123 225V224H122ZM134 226H135V224H133ZM138 225H140V223L138 224ZM143 226H144V224H142ZM170 225V224H169ZM179 225V224H178ZM198 225V224H197ZM214 225V224H213ZM225 225V224H224ZM241 225V224H240ZM249 225V224H248ZM12 226V225H11ZM10 226V227H11ZM26 226H28V225H26ZM32 226V225H31ZM46 226V228H48L47 227V225H45ZM51 226V225H50ZM91 225H89V227H90ZM133 226V227H134ZM151 226V225H150ZM173 226V225H172ZM172 226H169L170 228L172 227ZM186 226H187V224H186ZM196 226V225H195ZM199 226V225H198ZM228 226V225H227ZM232 226V225H231ZM254 226V225H253ZM13 227V226H12ZM21 227V226H20ZM23 227V226H22ZM33 227V226H32ZM37 227V226H36ZM37 227V228H38ZM76 227V226H75ZM92 227V226H91ZM90 227V228H91ZM107 227V226H106ZM113 227V225L111 226V228ZM145 227V226H144ZM157 227V226H156ZM226 227V226H225ZM244 227V226H243ZM27 228V227H26ZM45 228V229H46ZM52 228V227H51ZM80 228V227H79ZM85 228V227H84ZM117 228V227H116ZM125 228H127V227H125ZM179 228V227H178ZM182 228V227H181ZM202 228V227H201ZM203 228H205V227H203ZM17 229H18V227H17ZM19 229H21V228H19ZM29 229V228H28ZM34 228H32V230H33ZM70 229V228H69ZM72 229V228H71ZM77 229V228H76ZM89 229V228H88ZM92 229V228H91ZM95 229V228H94ZM98 229V228H97ZM101 229H103V228H101ZM107 229H108V227H107ZM124 229V228H123ZM174 229V228H173ZM172 229V230H173ZM251 229V228H250ZM262 229H264V228H262ZM13 230V229H12ZM22 230V229H21ZM30 230V229H29ZM36 230V229H35ZM35 230H33V231H35ZM50 229L48 228V230H47V232L49 231ZM54 230V229H53ZM81 230V229H80ZM106 230V229H105ZM122 230V229H121ZM147 230V229H146ZM155 230V229H154ZM197 230H198V227H197ZM259 230V229H258ZM20 231V230H19ZM39 231V230H38ZM55 231V230H54ZM60 231V230H59ZM68 231V230H67ZM66 231V232H67ZM70 231H73V230H70ZM75 231H77V230H75ZM95 231V230H94ZM102 231V230H101ZM107 231V230H106ZM139 231H140V229H139ZM174 231V230H173ZM177 231H179V230H176V232ZM185 231V230H184ZM229 231H230V229H229ZM240 231H241V229H240ZM250 231V230H249ZM8 232V231H7ZM37 232V231H36ZM65 232V231H64ZM82 232V231H81ZM80 232V233H81ZM96 232V231H95ZM113 232H115V231H113ZM112 232V233H113ZM120 232V231H119ZM124 232H125V230H124ZM130 232V231H129ZM128 232V233H129ZM136 232V231H135ZM181 232H182V230H181ZM189 232V231H188ZM198 232V231H197ZM202 232V231H201ZM204 232V231H203ZM251 232V231H250ZM14 233H15V231H14ZM13 233V234H14ZM23 233V232H22ZM25 233V232H24ZM29 233V232H28ZM40 233V232H39ZM41 233H42V231H41ZM54 233V232H53ZM57 233V232H56ZM79 233V232H78ZM83 233H85V232H83ZM97 233V232H96ZM107 233H109V232H107ZM122 233V232H121ZM120 233V234H121ZM137 233V232H136ZM139 233V232H138ZM141 233H143L142 231H141ZM180 233V232H179ZM187 233V232H186ZM199 233H200V231H199ZM231 233V232H230ZM243 233V232H242ZM12 234V233H11ZM59 234V233H58ZM64 234V233H63ZM71 234H74L73 232H71ZM82 234V233H81ZM126 234V233H125ZM131 234H133L132 232H131ZM203 234V233H202ZM201 234V235H202ZM236 234V233H235ZM254 234V233H253ZM253 234H252V236H253ZM258 234V233H257ZM6 235V234H5ZM14 235H16V234H14ZM19 235V234H18ZM17 235V236H18ZM21 235V234H20ZM23 235V234H22ZM31 235H34V232L31 234ZM41 235V234H40ZM56 235V234H55ZM66 235V234H65ZM107 235V234H106ZM112 235V234H111ZM114 235V234H113ZM124 235V234H123ZM130 235V234H129ZM139 235V234H138ZM155 235V234H154ZM170 235V234H169ZM184 235V234H183ZM207 235V234H206ZM205 234H204V236H206ZM212 235V234H211ZM215 235V234H214ZM247 235V234H246ZM254 235H256V234H254ZM258 235H260V234H258ZM8 236V235H7ZM36 236V235H35ZM34 236V237H35ZM38 236V235H37ZM36 236V237H37ZM73 236V235H72ZM97 236V235H96ZM100 235H98V237H99ZM110 236V235H109ZM131 236V235H130ZM175 236H177L176 234H175ZM186 237H187V235H185ZM196 236H198V235H196ZM213 236V235H212ZM12 237H13V235H12ZM41 237V236H40ZM47 237V236H46ZM49 237V236H48ZM47 237V238H48ZM64 236H61V239L63 238ZM66 237V236H65ZM64 237V238H65ZM78 237H81V236H79L78 235ZM92 237H94V236H92ZM121 237V236H120ZM143 237V236H142ZM178 237V236H177ZM176 237V238H177ZM184 237V236H183ZM209 237V236H208ZM241 237V236H240ZM246 237V236H245ZM255 237V236H254ZM257 237V236H256ZM5 238V237H4ZM18 237H16V239H17ZM28 238V237H27ZM27 238H24V240L25 239H27ZM29 238H30V236H29ZM39 238V237H38ZM67 238V237H66ZM69 238H70V236H69ZM101 238H103V237H101ZM122 238V237H121ZM130 238V237H129ZM129 238H128V240H129ZM131 238H133V237H131ZM137 238V237H136ZM193 238V237H192ZM192 238H191V240H192ZM205 238V237H204ZM238 238V237H237ZM248 238V237H247ZM247 238H245L246 239V241H247ZM7 239V238H6ZM34 239V238H33ZM32 239V240H33ZM36 239V238H35ZM41 239H42V237H41ZM43 239H46V238H44L43 237ZM68 239V238H67ZM91 239H93V238H91ZM96 239V238H95ZM113 239V238H112ZM125 239H126V237H125ZM124 239V240H125ZM156 238H153V240H155ZM174 239V238H173ZM173 239H172V241H173ZM209 239H210V237H209ZM214 239H215V237H214ZM217 239V238H216ZM252 239V238H251ZM259 239V238H258ZM260 239H262L261 238V236H260ZM12 240V239H11ZM17 240H20V238H18ZM77 241H79L78 240V238L76 239ZM85 240H87V239H85ZM89 240V239H88ZM94 240V239H93ZM105 240V239H104ZM115 240V239H114ZM176 240V239H175ZM179 240H181V239H179ZM195 240V239H194ZM205 240V239H204ZM206 240H208L207 238H206ZM230 240V239H229ZM248 240H250V239H248ZM28 241V240H27ZM30 242H31V240H29ZM37 241H39V243H40V240H37ZM57 241V240H56ZM126 241V240H125ZM130 241V240H129ZM131 241H132V239H131ZM134 241V240H133ZM132 241V242H133ZM146 241V240H145ZM147 241H148V239H147ZM163 241H164V239H163ZM167 241V240H166ZM172 241H170V242H172ZM185 241V240H184ZM188 241V240H187ZM190 241V240H189ZM197 241V240H196ZM232 241V240H231ZM235 241V240H234ZM233 241V242H234ZM244 241V240H243ZM243 241H242V243H243ZM252 241V240H251ZM250 241V242H251ZM259 241V240H258ZM12 242V241H11ZM26 242V241H25ZM30 242H28V243H30ZM44 242V241H43ZM46 242V241H45ZM63 242V244H64V242H65V239H64V241H62ZM67 242V241H66ZM85 242V241H84ZM114 242V241H113ZM112 242V243H113ZM117 242V241H116ZM156 242V241H155ZM168 242V241H167ZM169 242V243H170ZM186 242V241H185ZM194 242V241H193ZM198 242V241H197ZM208 242H210L209 240H208ZM236 242V241H235ZM237 242H238V240H237ZM245 242V241H244ZM248 242V241H247ZM255 242H256V240H255ZM0 243L2 244V242L0 241ZM32 243H34V242H32ZM69 243V242H68ZM67 243V244H68ZM77 243V242H76ZM89 243V242H88ZM123 243V242H122ZM129 243V242H128ZM163 243V242H162ZM180 243V242H179ZM189 243H191V241L189 242ZM196 243V242H195ZM198 243H200V242H198ZM218 243V242H217ZM252 243V242H251ZM259 242H257V244H258ZM260 243H262V240H261V242ZM260 243H259V247H260ZM16 244V243H15ZM22 244V243H21ZM52 244V243H51ZM59 244V243H58ZM70 244V243H69ZM74 244H75V242H74ZM90 244V243H89ZM98 244V243H97ZM106 244V243H105ZM114 244H116V243H114ZM119 244V243H118ZM121 244V243H120ZM133 244H136L135 242L133 243ZM139 244V243H138ZM154 244V243H153ZM152 244V245H153ZM176 244V243H175ZM182 244H184V243H182ZM193 244V243H192ZM191 244V245H192ZM197 244V243H196ZM212 244V243H211ZM211 244H209V245H211ZM222 244H224V243H222ZM221 244V245H222ZM237 244H239V243H237ZM19 245V244H18ZM32 245V244H31ZM34 245H37V244H35L34 243ZM33 245V246H34ZM46 245V244H45ZM44 245V246H45ZM61 245H62V243H61ZM71 245V244H70ZM69 245V246H70ZM77 245V244H76ZM76 245H75V247H76ZM82 245V244H81ZM98 245H100V244H98ZM102 245V244H101ZM108 245V244H107ZM113 245V244H112ZM122 245V244H121ZM124 245V244H123ZM122 245V246H123ZM177 245H178V242H177ZM226 245V244H225ZM235 245V244H234ZM264 245V244H263ZM2 246V245H1ZM10 246H11V244H10ZM67 246V245H66ZM116 246V245H115ZM126 246H128V245H126ZM136 246V245H135ZM138 246V245H137ZM146 246H148V245H146ZM149 246H151L150 245V243H149ZM166 246H168V245H166ZM182 246H184V245H182ZM201 246V245H200ZM213 246V245H212ZM216 246V245H215ZM4 247V246H3ZM8 247V246H7ZM19 247H20V245H19ZM26 247V246H25ZM30 247V246H29ZM35 247V246H34ZM37 248L39 247V246H36ZM42 246H40V248H41ZM48 247V246H47ZM55 246L53 245V248H54ZM58 247V246H57ZM62 247V246H61ZM75 247H73V248H75ZM98 247V246H97ZM96 247V248H97ZM133 247V246H132ZM141 247V246H140ZM140 247H138V248H140ZM144 247V246H143ZM153 247V246H152ZM185 247V246H184ZM195 247V246H194ZM198 247H199V245H198ZM197 247V248H198ZM231 247V246H230ZM248 247V246H247ZM9 248V247H8ZM22 248V247H21ZM45 248V247H44ZM49 248V247H48ZM48 248H46V249H48ZM77 248H78V245H77ZM90 248V247H89ZM119 248V247H118ZM130 248V247H129ZM137 248V249H138ZM147 248V247H146ZM151 248V247H150ZM149 248V249H150ZM158 248V247H157ZM214 248V247H213ZM252 248V247H251ZM255 247H253V249H254ZM7 249V248H6ZM10 249V248H9ZM12 249V248H11ZM28 249H30V248H28ZM34 249V248H33ZM55 249V248H54ZM72 249V248H71ZM86 249H87V246H86ZM99 249V248H98ZM115 249V248H114ZM117 249V248H116ZM126 249V248H125ZM131 249V248H130ZM133 249H134V247H133ZM132 249V250H133ZM196 249V248H195ZM206 249H207V247H206ZM210 249V248H209ZM216 249V248H215ZM214 249V250H215ZM236 249V248H235ZM240 249V248H239ZM252 249V250H253ZM59 250V249H58ZM68 250V249H67ZM93 250V249H92ZM129 250V249H128ZM131 250V251H132ZM161 250V249H160ZM171 250V249H170ZM191 250H193V249H191ZM201 250V249H200ZM234 250V249H233ZM256 250V249H255ZM22 251V250H21ZM33 251H35V250H33ZM57 251V250H56ZM88 251V250H87ZM115 251V250H114ZM116 251H118V250H116ZM123 251V250H122ZM124 251H126V250H124ZM163 251V250H162ZM161 251V252H162ZM174 251V250H173ZM205 251V250H204ZM207 251V250H206ZM209 251V250H208ZM231 251V250H230ZM237 251V250H236ZM240 251V250H239ZM238 251V252H239ZM254 251V250H253ZM261 251V250H260ZM24 252H25V250H24ZM38 252V251H37ZM41 252V251H40ZM46 252V251H45ZM48 252H50V250L48 251ZM62 252H63V250H62ZM95 252H97V251H95ZM110 252H111V250H110ZM119 252V251H118ZM143 252V251H142ZM146 252V251H145ZM165 252V251H164ZM167 253L168 252H170V251H166ZM188 251H185V253H187ZM191 252V251H190ZM197 252V251H196ZM213 252H215V251H213ZM225 252V251H224ZM241 252V251H240ZM264 252V251H263ZM53 253H54V251H53ZM57 253V252H56ZM61 253V252H60ZM92 253H93V251H92ZM116 253V252H115ZM129 253V252H128ZM144 253V252H143ZM177 253V252H176ZM181 253V252H180ZM179 253V254H180ZM203 253V252H202ZM220 253V252H219ZM232 253V252H231ZM256 253V252H255ZM259 253V252H258ZM26 254V253H25ZM49 254V253H48ZM79 254V253H78ZM87 254V253H86ZM98 254V253H97ZM100 254V253H99ZM111 254V253H110ZM122 254V253H121ZM125 254H127V253H125ZM131 254V253H130ZM141 254V253H140ZM147 254V253H146ZM149 254V253H148ZM151 254V253H150ZM154 254V253H153ZM152 254V255H153ZM169 254V253H168ZM175 254V253H174ZM182 254V253H181ZM201 254V253H200ZM217 254V253H216ZM235 253H232V256L234 255ZM38 255V254H37ZM52 255V254H51ZM61 255V254H60ZM65 255V254H64ZM68 256H69V254H67ZM85 255V254H84ZM107 255V254H106ZM151 255V256H152ZM157 255V254H156ZM171 255V254H170ZM176 255V254H175ZM178 255V254H177ZM188 255V254H187ZM190 255V254H189ZM204 255V254H203ZM218 255H220V254H218ZM239 255V254H238ZM248 255V254H247ZM257 255V254H256ZM53 256H54V254H53ZM56 256H58V255H56ZM62 256V255H61ZM60 256V257H61ZM77 256V255H76ZM86 256V255H85ZM89 256H91V255H89ZM93 256V255H92ZM144 256H146V255H144ZM150 256V255H149ZM148 256V257H149ZM160 256V255H159ZM221 256H223V255H221ZM243 256V255H242ZM241 256V257H242ZM246 256V255H245ZM245 256H243V257H245ZM2 257V256H1ZM27 257V256H26ZM65 257V256H64ZM63 257V258H64ZM97 257V256H96ZM115 257V256H114ZM116 257H117V255H116ZM125 258V256H122L121 258ZM127 257V256H126ZM137 257V256H136ZM143 257V256H142ZM177 257V256H176ZM179 257V256H178ZM185 257V256H184ZM193 257V256H192ZM197 257H198V255H197ZM213 257V256H212ZM219 257V256H218ZM236 257V256H235ZM240 257V258H241ZM248 257V256H247ZM40 258H42L41 256H40ZM53 258H55V257H53ZM57 258V257H56ZM66 258H67V256H66ZM86 258V257H85ZM89 258V257H88ZM99 258V257H98ZM118 258V257H117ZM158 258V257H157ZM160 258V257H159ZM180 258V257H179ZM208 258V257H207ZM206 258V259H207ZM258 258V257H257ZM256 258V259H257ZM261 258V257H260ZM259 258V259H260ZM263 258V257H262ZM27 259H28V257H27ZM26 259V260H27ZM79 259V258H78ZM83 259V258H82ZM90 259V258H89ZM116 259V258H115ZM128 259V258H127ZM130 259V258H129ZM128 259V260H129ZM176 259V258H175ZM200 259V258H199ZM199 259H198V261H199ZM202 259H203V257H202ZM201 259V260H202ZM211 259V258H210ZM228 259V258H227ZM226 259V260H227ZM230 259V258H229ZM243 259V258H242ZM3 260V259H2ZM43 259H41V260H39V261H42ZM46 260V259H45ZM51 260H52V258H51ZM58 260V259H57ZM71 260V259H70ZM69 260V261H70ZM80 260V259H79ZM79 260H77V262H79ZM131 260H132V257H131ZM142 260V259H141ZM160 260V259H159ZM221 260H223V259H221ZM225 260V259H224ZM232 260V259H231ZM241 260V259H240ZM244 260V259H243ZM247 260H248V258H247ZM62 261V260H61ZM82 261V260H81ZM86 261H87V259H86ZM91 261V260H90ZM101 261V260H100ZM113 261V260H112ZM118 261V260H117ZM122 261V260H121ZM127 261V260H126ZM138 261V260H137ZM161 261H162V259H161ZM167 261V260H166ZM187 264H194V262H192L191 261V259H190V257L187 259ZM198 261H196V262H198ZM211 261V260H210ZM242 261V260H241ZM263 261V260H262ZM9 262V261H8ZM7 262V264H9ZM48 262V261H47ZM51 262V261H50ZM66 262H67V260H66ZM92 262V261H91ZM98 262V261H97ZM106 262V261H105ZM128 262V261H127ZM141 262V261H140ZM148 262V261H147ZM150 262V261H149ZM164 262V261H163ZM203 262V261H202ZM214 262H215V260H214ZM238 262V261H237ZM40 263V262H39ZM45 263H46V261H45ZM63 263V262H62ZM76 262H74V264H75ZM80 263V262H79ZM84 263V262H83ZM86 263V262H85ZM89 263V262H88ZM87 263V264H88ZM124 263V262H123ZM158 263V262H157ZM204 263V262H203ZM224 263V262H223ZM233 263H234V261H233ZM55 264V263H54ZM68 264V263H67ZM73 264V263H72ZM110 264V263H109ZM120 264V263H119ZM135 264V263H134ZM140 264V263H139ZM145 264H146V262H145ZM149 264V263H148ZM159 264V263H158ZM168 264V263H167ZM250 264V263H249Z\"/></svg>", "mask_w": 264, "mask_h": 264}]
</instances>
